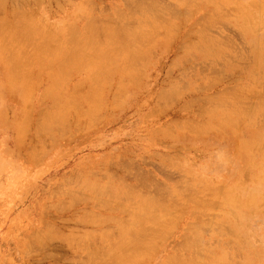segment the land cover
I'll list each match as a JSON object with an SVG mask.
<instances>
[{
	"label": "rangeland",
	"instance_id": "rangeland-1",
	"mask_svg": "<svg viewBox=\"0 0 264 264\" xmlns=\"http://www.w3.org/2000/svg\"><path fill=\"white\" fill-rule=\"evenodd\" d=\"M0 1L1 2L3 1L2 2L3 7L0 6L1 7L0 8V17H2V18H0V21H2L1 19H4L3 15L4 16L6 15L5 19H7V17H9V19L12 18V19H10L11 20L10 23L12 25H10V23L8 21L9 19H7L6 21L3 20L2 23L0 24L1 26L7 25L6 29H8L9 26H10L9 28H11L13 26L11 28L12 30L9 32L12 33L13 29L15 27H17L14 31H16L18 36H20L18 31L21 30V27L22 28L24 27V26L19 27L20 25H22L21 21L24 19L23 18L24 16L29 15L28 17L31 18L32 21L35 19L34 17H36V19L34 21L35 23L31 22L34 24V26L31 30H36L37 29L36 26H39V25L40 26L38 27L39 30L37 29L38 34H36L37 31H35L36 33L34 31H29V29H30L29 27L32 26V24L28 22L29 21L28 17L27 16L25 17V19L23 20L24 21L23 24H25L26 22H28L29 25L31 24L30 26H27V24H26L25 27L27 26L26 27L28 29L27 32H30L28 35H30V34H32V35L28 36V38H27V36H26L27 32H26L25 28H24L25 30L24 29L22 30L24 33L21 31H20V33H21V35L24 34V36H26L27 40L32 39L33 36L35 39L39 40L38 44H40V40H41L39 36H41V38H43V39H45V36L46 37L49 36L50 38L47 37V38H49V40L52 38L57 40V38H58L59 40H57V43L61 40V42H59L58 45L54 40V43H56L57 47L54 44L53 45L48 44L50 41L48 42V40H46L47 38L45 40L48 43L43 40V42H44L43 44L46 43L48 45L47 50H51V54H55L56 52H58L57 48L63 49L64 52L68 55V53H69L68 50L69 49L73 50L72 46L77 45L76 48L77 47H80V48L83 47L84 48V46L88 47V50L85 48H84L85 50L84 49L82 50L79 48L77 49L76 52H78V51L80 52V50H82L80 52L81 55H79V52L77 54L74 53V55H73V51L75 52V49H76L75 47H74L73 51L71 50L72 51L71 54L73 55V57L77 56L76 60L79 56L78 61L74 60L76 65L79 66V68L75 65L74 61L72 60L75 58H73L71 54H69L71 57L69 55L68 56H69V59L72 58L70 60H72L71 62H73V63L69 62L70 60L68 58H66L68 60H66V59L63 60L65 56L67 57V55H63L64 52L63 51L60 52V49H59V52H60L59 54H62V55L56 57V54L58 55V53H56L54 55V57L58 58V57L64 56V57H62L63 59L61 58V60L59 58L56 59V61L59 60L60 63H63V61H64V63H63V65L62 64L59 65L58 64L59 62L55 63V68L50 64L52 66L51 71L53 70L55 73H57L59 69H62L65 65H68L67 64L68 62H69V65H68V69L63 68L65 71L68 70L67 73H65L66 76H65V74L62 73V71L59 70L58 73H59L60 77H61L60 72L64 75V77H62V78L59 77L60 81L58 82V79H57L58 75L56 76V74L53 71L52 72L50 71L51 73H49V68H48L50 66L49 60L53 56L47 50H45V52H44V50L41 49L42 47L44 49V46L42 43H41L42 44V47H41V45L37 46L34 44L35 40H34V43H30L31 41H33L34 38L31 41L26 40L27 41L26 43L28 45L31 44L30 46L34 45L33 46L34 48L36 46L38 49L40 48V50L35 48L37 50L36 55L34 54L36 57L39 54L38 51H41V50H42V52L40 54L41 56H42V54H45V53L47 54V52H48V54H50V55L47 54L49 57L51 56L50 59H48V56L46 54L45 55L47 57H45L43 55V57L46 58V61H43L44 63L41 60L42 57L38 56V58H40V60L39 59L38 60L40 62H42V63H40L41 66H43V64H45V62H47V60H48V62H47L48 64L47 63L46 64H47V66L48 65L49 66L45 67V65H46L45 64L43 66V67H45V69L43 67L40 68L41 66L39 63L37 64V63L33 62L34 67H32V65H31L32 62H31V64H28L29 61L32 60L31 56H32L33 60H34V58L36 59L35 56L33 57V54H32L33 52L31 51L33 49V51L35 53V49L33 47H32V49H31V47L30 48L26 47L27 44L25 43V41H23L26 38H23L24 37L23 35L20 36L23 39L17 38L18 36L16 37L17 39L22 41V45L24 47L23 50L17 51L16 50L17 46L14 45V43L18 41L15 38V36L17 34H15V32H13L15 36H11V33L9 35V33L7 32L8 30L6 31V29L4 28L5 26L2 27L4 29H2L0 26V28L2 30L6 31L8 33L7 35L11 36V37H8V36H6V34L4 35L3 34L4 31H3V33L0 32V33H2L1 34L2 37L0 38V40L3 41V40H7V39L8 40L9 39L10 40L16 39V41L14 43H11V42H13V40L9 41V44L14 45L15 47H12V48L10 47L9 50L8 49H6V50H8V53H10V56L12 55V53L9 52V51H11V49H13L12 51H14V53H15V50L18 53V54L16 53L17 55L16 54L13 55L12 56L13 58L12 57L9 58L10 57L9 56L8 61L5 60L6 61L5 62L3 58L5 57L4 56L5 54H7V56H8V53L4 54V52H2L3 53V55H2V53L0 52L1 53L0 54V264H87V263L89 264V260L91 258H93V259H91L92 263L97 264L98 260L95 259L96 261L93 262L94 258H97V257L99 258L104 253L106 255H103V257H101L102 259L99 258V260H100L101 264H106V263L102 262L104 257L109 256V258L111 259V257L113 256L112 252L107 253L108 250L105 249V247H106L105 244L107 245L109 240H110L109 243H111V244L109 245L108 248H110V246L112 247L114 245V241H116L118 243L119 239L126 237V238H123V241L120 240L119 244L122 242L123 243L125 242L126 245L123 243L122 244L124 246H126V249L124 251H127L129 249L128 247L132 244V243L131 244L126 243L127 238H128V240H130L134 236V233L136 234V231H134V229L138 230L139 228H143L142 230H144V231L139 229L140 232H139V230L137 231V232H139L138 233L139 235L138 234H136V235H138L139 237L143 236V240H142V238L141 239L139 238V240H140V242L142 240V243L144 244V246H146L147 243H145L144 240H148V241L151 240L150 242H152L153 238L150 239L148 235L147 236L143 235V234H145L143 232L149 233V235L152 234L151 235L152 237L155 235V234H153V231L157 230V229L154 227H156L155 225H158L157 223L155 225H153L156 222L155 219L156 220L159 219L157 222H160L163 227L167 226V227H164L165 230H166V228L170 227L171 230H173V231L170 232L169 231L170 228H169V229H167L168 232H166L165 230H163L164 228L162 226H161L162 228L159 229L160 225H161L159 223L160 225L158 226V229L161 230V232H159L158 230H157V232L154 231V233H157L156 234L157 236L154 238V240H153L154 242H152L153 244L155 243V245H156V246L153 245L152 252H151L152 243L147 245L149 247V252H146L145 249L148 247H146L144 249L142 243H140L142 246L138 245L139 244L138 243L139 240H138L137 244L133 243V245H136V247H139V248L140 247L143 248V252L141 251L142 248L140 249L141 253L142 254L144 253L143 256L139 254V252H140V251L138 252L139 248L135 249V246H133V245H131L130 249L128 250V252L131 251V254H130V252L129 253L126 252L127 255H126V253L124 254L123 253L124 251L122 250L124 247H122L123 245H121L122 249L120 250L119 248H121V247H119V244L115 245V246H118L119 248H117L115 250L112 248L113 251H115L113 253L114 254L117 253V250L119 249L120 252L123 251L121 253H123L126 257V256L132 255V249H134V251L138 252L137 254H139L141 257L136 254L135 255V257L137 259L136 261H135V258H132V257H130L131 260H129V261H128V259H130V258H128V257L124 258L125 261L126 260L128 261V263L130 261H132L133 263H131V264H167V263L170 264L171 263L170 261L174 262V264H175V260L180 261V258L183 259L184 257H186V258L189 257V259H186V258H185L186 260L183 259V260H185L184 261L185 263L187 262V264H193L191 262L188 263L189 262L188 260H190V259L193 260L192 257H194L195 263L197 260V264H199V263L200 264H203V263L204 264H219V263H221V264H264V148H263V146H264V118H263L264 108H263V106L259 107V105H264V103L261 104V102L264 101V11H263L264 10V0H183V1H181V0H168V1L167 0H149V2L146 0L145 1L144 0L143 1L137 0L139 2H137L136 0H133V1L132 0H129V1L128 0H28V1L27 0H6V1L0 0ZM38 1L40 2V4ZM152 1L154 3H152ZM209 1H211V2H209ZM235 1H236V3H235ZM1 2H0V5H1ZM193 2L196 4L195 5L192 4ZM134 3H136V4H134ZM86 4H88L89 8ZM142 4H144V6ZM158 5H160V6L158 7ZM139 6H141V7L143 6V7L141 8ZM126 7L128 10L126 9ZM128 7L130 8V10ZM184 7H186V9H184ZM17 8H18V10H17ZM144 8L145 9L148 8V11L145 10ZM149 8H151V9L153 8V9L149 10ZM195 8H196V10H195ZM246 8H247V10H246ZM22 9L25 11L27 10L25 12L26 14H24V12L23 13L21 12V11H23ZM141 9H142V12H141ZM188 9H190V10L187 11ZM197 9H199V10H197ZM16 10L18 11V13L20 12L19 14L22 13L21 15H23L22 20H20V21H19V19H21V16L19 17L18 13L16 14V12H17ZM92 10L94 13H92ZM119 10L122 13H120ZM177 10L179 12H177ZM6 11H8L10 13H8ZM146 11L148 13H146V14L143 13ZM153 11H155V12H153ZM183 11H185V12H183ZM12 12H13V14H12ZM114 12H116V13H114ZM136 12H138V14L141 12L143 15L140 13L141 15L139 16ZM172 12H173V14H172ZM234 12L237 14H235ZM14 13L16 15L15 16L16 19L18 20L17 22H19V23L21 22L20 25L15 26V27H14V25H16L17 23L15 22L16 20L14 19L15 18ZM31 13H32V15H31ZM117 13L120 15H118ZM149 13H150V15H149ZM156 14H158V15H156ZM243 14H245V15L243 16ZM30 15L32 17H30ZM144 15H146V16H144ZM154 15H155V17H154ZM172 15L175 18L172 17ZM238 15H239V17H238ZM17 16L19 19L17 18ZM118 16H119V18H118ZM179 16H180V18H179ZM128 17H130V18H128ZM86 18H88L90 22ZM93 18H95V19H93ZM134 18H135V20L137 19L135 24H134V21H135ZM147 18H148V21H147ZM158 18H160L161 20ZM120 19L121 20L123 19L124 23H123V21H122V23H118V21H121ZM200 19H202V20H200ZM208 19H210V20H208ZM13 20H15L14 21L15 24L12 23ZM25 20H26V22H25ZM126 20H128V21H126ZM140 20L142 21L143 26L141 24H139V22L141 23ZM86 21H87V23H86ZM109 21H111V22H109ZM125 21L128 23L126 24ZM174 21H175V23H174ZM3 22H5L6 24ZM92 22H94V23H92ZM187 22H188V24H187ZM209 22L210 23L212 22L211 23L212 26ZM89 23H90V25H89ZM169 23L171 24V26L174 25V27L173 26L170 27ZM92 24H95L97 26L94 27V25H93L92 27H90ZM125 24L127 25V27L123 28L126 26ZM108 25L109 26L111 25V27H109ZM138 25H140V26H138ZM178 25L179 26L181 25V27H179ZM217 25H219V26H217ZM99 27H101V28H99ZM117 27H119V29ZM129 27H131V28H129ZM137 27H140L139 29L141 30L142 33L140 32V30H138ZM175 27H177V29ZM104 28H106L105 30L109 29L110 32H109V30L104 31ZM40 29L42 30V33L46 34L47 32H45V31H48V33L46 35L40 33V35H39ZM128 29L133 34H134V32H136L135 33L136 37H138V35L141 34V35H139L141 37L137 38V40L139 42H137L136 38L133 37L135 34L133 35L132 33H130V34L127 33V32H129ZM168 29L170 31H168ZM199 29H201V30H199ZM2 30H0V31H2ZM70 30L79 31V32H77L78 34L76 33V31H74V35L76 33L77 37H75V36L73 37V33H72L73 31H70ZM101 30H103V31H101ZM145 30H149V31H147V32H149V35ZM155 30H157V31H155ZM194 30H195V32L196 31L197 32L194 33ZM121 31L122 32L125 31L126 35H128V37L124 34L125 32L122 33ZM138 31H139V34L137 33ZM143 31H145L144 35H142ZM198 31H200V32H198ZM50 32H51V34H50ZM87 32H89V33H87ZM188 32H189V34H191L193 32V34L189 35ZM33 33H35V35ZM96 33H99L98 35H100V36L102 35L100 37V39L98 38V36L96 37ZM107 33H111V34H107ZM41 34L44 36L42 37ZM66 34H68V35H66ZM70 34H72L71 36L73 38L71 36H69ZM84 34H86V35H84ZM87 34H89L90 36ZM93 34L98 39V41H97V39L94 40V42L97 41V44H95L93 42L94 36L93 37L91 36ZM211 34L213 35V37ZM37 35H39V36H37ZM50 35H53L52 38ZM54 35H55V38H54ZM117 35H120V36H117ZM121 35L122 36L124 35V36L122 37ZM145 35H146V38H145ZM35 36H37V37H35ZM86 36L87 37L89 36L90 39L89 38L87 39ZM130 36H131V40H130ZM142 36H144V37L142 38ZM150 36H151V40H150ZM208 36H210V37H208ZM111 37H114V38H111ZM147 37H149V38L147 39ZM65 38H66V40L63 41V39H65ZM70 38H71V41L75 40L74 41L75 43L73 41L71 42ZM110 38L112 39L111 40L112 42L109 41ZM167 38H168V40H167ZM76 39H78V42L83 41V40L84 41L80 42L78 45V43H76L77 42ZM85 39H87V44H85L86 43ZM115 39L117 40V43H116ZM8 40L5 42L3 41V43H2V41H0V42L2 43V45L4 47H6L8 45V43H7ZM38 40H36V41L38 42ZM67 40H68V42H65ZM114 40H115V42H114ZM132 40H135V41H132ZM215 40H217V41H215ZM21 41H18V42H21ZM118 41H120L119 45L121 43H123L124 45H127L126 48L124 49L125 46L122 47L121 46L122 44L120 45L121 47L119 45L117 46ZM70 42L74 43V44L71 45ZM134 42H136L137 45L134 44ZM214 42H216V43H214ZM23 43H25L26 45L24 46ZM52 43H53V41H52ZM61 43L63 45H61ZM82 43H83V45L81 46ZM90 43H91V45H90ZM104 43L106 44V46ZM112 43L113 44L115 43V44L113 45ZM217 43H218V45H217ZM227 43H229V44H227ZM20 44L18 43V45H20ZM68 44L71 46H68ZM92 44L96 45V47L99 45L101 46V47L99 46L100 49L97 48L98 52H100V51L101 52L98 53L96 50V52H94L96 54L95 56H94L93 51L96 48ZM22 45H20V46H22ZM49 45L56 47L55 48L56 52H54L53 49H49L50 48ZM88 45L91 47L94 46L95 49H92V48L89 49ZM128 45H130L131 47ZM132 45L135 48H133ZM143 45H147V47H145V46L143 47ZM229 45L231 46V49H230ZM20 46H19V48H20ZM61 46L65 47V48H63ZM192 46H193V48H192ZM209 46L211 49L209 48ZM7 47L9 48V46H7ZM25 47L28 48L27 49L28 51H26ZM68 47H70V48H68ZM109 47L111 48V50L113 49L112 50L113 53H111L112 52L111 50L108 51V49H110ZM129 47H130V49H129ZM137 47H139V49H137ZM189 47H191V48H189ZM196 47H197V49H196ZM1 48H2V46H1ZM14 48H15V50H14ZM104 48H105V50H104ZM122 48L124 49L125 52H123ZM198 48H200V50ZM3 49H5V48H3ZM3 49H0V51H2ZM236 49H237V51H236ZM6 50H4V51L6 52ZM20 51L22 53H20ZM23 51L28 52L27 54H29L31 51L32 55H30V54L26 55L27 57L30 56L29 61H27L26 56H25L26 57V61H25V58L23 57ZM84 51L86 54H91V52H92V55L94 57H98L99 55L101 57L99 56L98 59L96 60L95 58H93V56L90 57V55H88L89 56V58H88V56L84 53ZM87 51H89V52L87 53ZM104 51L107 53H105ZM211 51H213V52H211ZM134 52H136V53L134 54ZM109 53L114 54V56L110 55ZM137 53L139 55H137ZM247 53H248V55H247ZM75 54H76V56H75ZM105 54H106V56H105ZM84 55L87 56L88 60H85ZM136 55H137V58L135 57ZM239 55H240V58H238ZM7 56L5 57V59L7 58ZM16 56L20 57V60H22V62H23V63L21 62L22 63L21 65H23L24 68L27 66L26 64H28L29 67L28 66L27 67L29 69H33V70H29L30 73L32 71H34L33 73H31V75L29 72H27L28 69L27 70H20L19 69L20 67H21V69H23V68L21 65H19L20 62L13 61L14 57H15V60H17V61L19 60V58L16 59ZM109 56L112 58V63H111V58ZM219 56H220V58H219ZM21 57L23 59H21ZM54 57L52 59L53 63L56 62ZM105 57H108V58H105ZM113 57H115V59ZM45 58H42V59L45 60ZM82 58H84V60ZM118 58H120L119 59L120 61L118 60ZM122 58L125 59L124 62H122L123 61ZM134 58H136V60ZM130 59H132V60H130ZM217 59H219V61ZM23 60L25 61L26 64L24 63ZM214 60L216 62H214ZM9 61H11L10 63H13V62L17 63V67L18 66L19 67L17 68L15 66L16 65L15 63L14 64L9 63L7 65V63ZM34 61H36V60H34ZM51 61H50V63H51ZM83 61L84 62L86 61L85 63L86 64L88 63L87 65H90V64L91 65L87 67ZM108 61L111 64H113V66H110L111 64ZM118 61H119V63H118ZM133 61H134V63H133ZM135 61H140V62H135ZM228 61H229V63H228ZM82 62L84 63V65L81 66L80 64ZM103 62H104V64H103ZM106 62H108V63H106ZM125 62L127 63V67L125 65L126 64ZM142 62H143V64H142ZM226 62H227V64H226ZM77 63H79V65ZM204 63H205V66H204ZM56 64L62 68H59V67L57 68ZM70 64H72L71 70L69 67ZM92 64H94L95 67L94 66L92 67ZM108 64H109V66L107 67ZM134 64L139 65L138 68H137L138 65H136V67L134 68L135 70H133V67L135 66ZM30 65L32 68H30ZM73 65H75L76 67L72 68ZM99 65H103V66L105 65V66L102 67ZM120 65H122V66L120 67ZM128 65H129V67L131 66L130 68H132V69H130L128 67ZM145 65H146V67L144 68ZM11 66H13V67L11 68ZM83 66H85L87 68H83ZM116 66H118V67H116ZM222 66H223V68H222ZM65 67H67V66H65ZM99 67H101V68H99ZM105 67L107 68V70ZM109 67H111V68H109ZM13 68H16V69H13ZM56 68H57V70H56ZM128 68L130 70H128ZM139 68H140V71L138 72L137 69H139ZM17 69H18V72H16L17 74L21 73V72H25V71L27 73H29V74H27V73H23V74H25L24 77L29 75L28 77H30V80H29L30 85L29 84L25 85L26 82L21 77V76H23V74H21V76L16 74L18 81L20 79L19 82H21L20 84H18V81H16L17 78L15 77L16 75L14 73V70H17ZM108 69H109V71H108ZM110 69H111V71H110ZM40 70H41V73H40ZM64 70H63V72H65ZM69 70L70 71L73 70V72H70ZM78 70H79V72H78ZM104 70H105V72H104ZM95 71H97V72H95ZM101 71L104 72V74ZM121 71H122V73H121ZM129 71H130V76H132V77L129 76ZM8 72H10V73L13 72L12 73L13 75L10 74L11 75L10 76ZM36 72H38L37 75H36ZM68 72H69V74H71V73L72 74L68 75ZM123 72H125V73H123ZM96 73H98L99 77L97 76ZM107 73H108V75L106 76ZM135 73H139V75H137ZM141 73H142V75H141ZM47 74H49V76ZM51 74H53V78H52ZM123 74H125V75H123ZM220 74H221V76H220ZM54 75L56 77H54ZM92 75L94 77H97V78L92 79V78H94V77H92ZM37 76H39V78L41 77L40 81H38ZM67 76H68V78H67ZM69 76L71 78H69ZM104 76H106V79ZM133 76H135V77L133 78ZM141 76H143V77H141ZM9 77H10V79H9ZM13 77H14L13 80L15 83H13V81H12V84H11V78H13ZM28 77H26V79ZM54 78H56V79H54ZM63 78H65V79H63ZM138 78H139V81H138ZM205 78H207V79H205ZM52 79L54 80V82L52 81ZM62 79L65 81H62ZM69 79H71V80L69 81ZM208 80H209V82H208ZM61 81L65 84V86L69 82L67 85L68 87L67 86L65 87L63 85V83L60 85ZM96 81L98 82V84ZM100 81L102 83H100ZM108 81H110V82H108ZM27 83H28V81H27ZM54 83H56V87H55ZM81 83L83 85H81ZM92 83L93 84L95 83L94 87H93V85H91ZM109 84H110V86H109ZM22 85H25L26 87L22 88L23 87ZM32 85L35 88L28 89V88H31ZM75 85H77V87ZM88 85L89 86L91 85V87H93L94 89L96 88V90L98 89L99 94H97L98 91L95 90L96 91L95 92ZM119 85H121V87ZM102 86H103V89H102ZM54 87H55V89H54ZM63 87H64V89H63ZM74 87L78 88L79 90L78 89L74 90ZM88 87L91 88L93 90V92H95L94 94H92V92L90 94L92 96V98H91L92 101H94V97L96 96L95 97L96 100L94 102V104L96 103V105H94L93 102L91 101V99H89V95H90L89 92L91 91V89H88ZM118 87H119V89H118ZM236 87H238L240 90ZM71 88H72V90H71ZM51 89H53V90H51ZM81 89L83 92L81 91ZM177 89H178V93H180V94L177 93ZM251 89L253 90V92H251L252 91ZM23 90H26V91L21 93L23 95L22 96L20 94V92H22ZM30 90H32V93H33V94L31 93L32 95L30 94ZM48 91H50L51 93ZM100 91H103V92H100ZM61 92H63V93H61ZM236 92H238V93H236ZM28 94H30V95H28ZM48 94H50V95H48ZM113 94H115V95H113ZM221 94H224V96L222 97ZM225 94H226V96H225ZM234 94H236V95L242 94L241 95L242 101H240L241 103H239V100H238L240 98L239 95H238L239 98H234V96L237 97ZM93 95H95V96L93 97ZM97 95H99V96H97ZM218 95H220V97ZM229 95L230 96L233 95V98H232V96H231V98L233 100L234 99H236V100L233 101L232 99H230ZM32 96H33V98H32ZM68 96H69V98H68ZM75 96L76 97L78 96V97L76 98ZM163 96L165 98H163ZM169 96H170V98H169ZM174 96H175V98H174ZM227 96H228V98H227ZM28 97L30 98L29 100H28ZM49 97L52 100H50ZM55 97H56V99H55ZM58 97H59V99H58ZM61 97H62V99H61ZM97 97H98V99H97ZM261 97L263 98L262 101L260 100ZM42 98H44V99H42ZM53 98L55 99V101L57 100V101H59V102L61 101V102L60 103L57 101L55 102V101H53L54 100ZM222 98H224V99L227 98V101L229 99L231 104L229 103V101L227 102L225 99L226 102L224 100L223 101L225 102V104L227 103V105L225 107L221 108V106L224 105V102L221 101ZM243 98H244V100H243ZM75 99H77V100L75 101ZM163 99H164V101H163ZM69 100H71V101H69ZM64 101H65V103H64ZM173 101H174V103H172ZM231 101H233V103L235 102L234 105L237 102L239 104L237 103V105H235V106L233 105L235 108H232L233 103ZM52 103H55L56 105L54 106V104H52ZM69 104H71V105L69 106ZM100 104H101V106H100ZM240 104L242 105L243 110L239 109V108H241ZM243 104H245V105H243ZM52 105H53V108H52ZM97 105L100 106L99 109H97V107H98ZM246 105H248V107ZM80 106H81L82 110L80 109ZM82 106H83V108H82ZM92 106L96 107V108H94V110L95 109H96V111L98 110L96 113L93 112L94 110H93ZM236 106L239 107L238 108L239 111L236 110V108H237ZM243 106L250 108V109L246 110L247 108H245ZM72 107H74L75 110ZM90 107H92L91 108L92 111L89 113L88 111H90ZM216 107H218V108H216ZM254 107H256V109ZM86 108L87 109L89 108V109L86 110ZM204 108L208 109V111L205 110ZM211 108L213 111L211 110ZM76 109H77V111H76ZM161 109H162V111H160ZM251 109H253V110H251ZM62 110L64 111L65 114L63 112H60ZM74 111H76L75 113H78V111H80L78 113L79 115L75 114ZM86 111L91 116H89V114H87ZM242 111H243V113H242ZM245 111H248L247 114ZM250 111L252 113H250ZM54 112H55V114L56 113H58V114L55 115ZM81 112H83L84 114ZM240 112L243 115L240 114ZM61 113L64 114L65 117H64V115H62L63 117H61V116L58 117L59 115H61ZM226 114L228 117L226 116ZM80 115H81V117H80ZM94 115H96V116H94ZM244 115H246V116H244ZM87 116H88V118H87ZM240 116H242V117H240ZM247 116L250 118H248ZM256 117H257V119H256ZM49 118H51L52 120L57 119L54 122L59 120L58 123L56 122L58 126H56V123H55V126L53 127L52 125L54 124V122L52 124V122L49 121ZM63 118H64V120H63ZM243 118H245V119H243ZM45 119H46V121L44 122ZM93 119H94V121H93ZM188 119H189V121H188ZM239 119H241V121ZM90 120H92L93 122ZM224 120L227 122H225ZM246 120H248V121H246ZM256 120H258V121H256ZM48 121L52 125H50V123ZM63 121L66 124H64ZM187 121H188L189 125L186 124ZM228 121H232V122L229 123ZM41 122H43V123L41 124ZM89 122H90V124H89ZM96 122H97V124H96ZM189 122H191V124ZM197 122H198V126H200V127L196 126ZM234 122H236L237 124H235ZM59 123L63 124V127H62L63 129L61 128L62 125H60ZM25 124H26V126H25ZM47 124L49 127L50 126H52V127L49 128L47 126ZM182 125H185V126L182 127ZM194 125L198 129V131L196 130ZM229 125H230V127H229ZM236 125L238 127H236ZM22 126H24L25 129H23ZM219 126H220V128H219ZM86 127L87 128L89 127V128L87 129ZM190 127L191 128L194 127L193 131H192V129H189ZM19 128H20V130H19ZM36 128L39 132L36 130ZM181 128H184V129L181 130ZM203 128H204V130H202ZM45 129H46V131H45ZM50 129H51V131H49ZM42 131H43L44 135L42 134ZM60 131H62V132H60ZM195 132H197V133H195ZM19 134L22 135L21 138H19L20 137ZM34 134H35V136H34ZM195 134L196 135L198 134V135L196 136ZM47 135H49V136H47ZM37 137H40V139ZM30 150H31V152H30ZM117 165H118V167H117ZM95 176H97V177H95ZM121 177H122V179H120ZM184 177H186V178H184ZM107 178H108V180H107ZM183 178H184V180H183ZM78 180H80V181H78ZM179 181H180V183H179ZM75 182L77 183L76 185H75ZM73 183L75 186H73ZM84 183H85V185H83ZM99 183H101V184H99ZM174 183H177V184H175V185H177L176 189H175ZM182 184H183V186H182ZM88 185H91V188H89ZM185 185H186V187H184ZM81 186H82V188L84 186L85 187L82 189ZM104 186H106V188H105L106 191L104 190ZM165 186L167 188H165ZM177 187H179L181 189V190H179L180 194L178 193ZM183 187L186 188V190ZM213 187H215V188H213ZM92 188H96V189H98V191H100L103 188V190H101V194H100L95 189V191L92 190V192H95V194L94 193L91 194L90 191ZM194 188H195V190L190 191V189H194ZM80 189H81V191H80ZM88 189H90V190H88ZM168 189H170L171 191ZM211 189H212V191H211ZM214 189H218V190H215L216 193L214 192ZM64 190L67 192H65ZM182 190H184V192ZM198 190L200 191V193ZM208 190H209V192H208ZM71 191H73L72 194H71ZM223 191H225V192H223ZM227 191H228V193H227ZM64 192L69 194V195L65 194ZM102 192L104 193L103 195H102ZM105 192H107L108 194ZM124 192H126V193H124ZM168 192L170 194H168ZM187 192H188V194H187ZM73 193H74V195H73ZM129 193H130V195H129ZM173 193H174V195H173ZM181 193L184 197L186 195V197L183 198ZM195 193L199 194V195H195ZM204 193H205V195H204ZM121 194H123V197H121L122 196ZM124 194L126 197L124 196ZM126 194H128L129 197L132 194L131 199ZM145 194H147V195L150 194V198L152 199V201L148 200V199H150L149 196H147L148 198L146 200ZM153 194H154V196H153ZM171 194L173 195V198H172L173 201L172 202H171L172 196H168ZM96 195L99 198H97ZM119 195H121V196H119ZM189 195H190V198L193 197L194 199H195V197L193 195L197 196V198L195 199L196 201L193 200V198H192L193 201L190 200ZM73 196L77 200L72 198ZM115 196H116V198H114ZM138 196L145 197V199L142 197L139 198V199H141L142 203L146 202V201L154 203L155 201H153V199L157 200V197L159 198V196H160L161 199L159 198L158 201H160L162 206L164 205V208H165V206H167V204L170 205L171 203L175 204V206L174 207L169 206L171 208V209H167L169 211L166 210V208H168V207H166L165 211H164L163 207L160 208L159 204L156 205V202H155L154 205L159 206V207H156V208H158V210L155 208L157 211L154 209L153 210L156 211V213L154 212L155 214H159V215H156V217L158 216L157 217L158 219L157 218L152 219V217L151 218L149 217V220L151 219L153 221V223H151L152 221L149 222L148 218H147L148 216L145 215V217L147 219V220L145 219V221H146L145 222L142 218V217H144L143 213L150 215L148 213H150L151 209L154 208L155 206L153 204H151V205H153V206H151V208L149 207V205H147L148 207H146L145 205L147 202L142 204L138 200ZM200 196L204 197V198H201ZM107 197H109V198H107ZM80 198H81L82 203L80 201ZM85 198H87L86 200L88 202L86 200H82ZM181 198H183V199H181ZM198 198L202 199L206 204L202 201L203 202L202 203L203 205H202L201 200ZM95 199H96V201H95ZM122 199L126 200V201H122ZM128 199L131 200L133 203L128 202L129 201ZM161 200H163V201H161ZM166 200H168V201H166ZM174 200H176V201L178 200L177 202L179 204L177 202H174ZM187 200H188V202H187ZM236 200H238L239 202H237ZM191 201H192V203H191ZM71 202H74V203L71 204ZM99 202L101 204H99ZM137 202H140L147 209L143 208V206L140 205V203H139V205L142 207L141 208L137 204ZM210 202H213V203L210 204ZM218 202H219V204H218ZM67 203H69V204H67ZM157 203H159V202H157ZM183 203H186V204L183 205ZM84 204L87 207H85ZM88 204L92 205V206H89ZM98 204L100 207L98 206ZM132 204H134V205H132ZM176 204H177V206H176ZM187 204H188V206H186ZM215 204L216 205L218 204V205L215 206ZM107 205L109 207H111L112 210L109 209V207ZM111 205H113V206H111ZM180 205H181V211H179L180 207H178ZM182 205H183V207H182ZM195 205H197L198 207ZM223 205L225 207H223ZM93 206H95V207H93ZM101 206H105V207L101 208ZM220 206H222V208ZM228 206H229V208H228ZM117 207L118 208L121 207L122 211L124 210L123 212L128 210V208L130 210H132V208L133 209L135 208V210H132L134 212L137 209V211L135 213H133V215L135 214L136 217H138L137 218L138 220L139 219H141V221L143 220V222L140 223L143 226H141L139 224L140 225L139 228H138V226H136L137 228H135V227L132 228V225L135 226L134 225L135 222L138 221L137 219H133V218H135L134 217L135 215L134 216L125 215V213L127 211L122 214L121 211ZM114 209H118L119 211L118 210L114 211ZM144 209H145V211L143 212ZM175 209H176V211L178 210V213H177L178 216L177 217H176ZM138 210H140V214L138 213V215H141V210H142V215H141L142 217L141 218H139L140 216H137ZM184 210H186V211H184ZM191 210H192V213H191ZM231 210L233 212H231ZM132 211L130 213H132ZM84 212H88V213L90 212V214L88 216L89 218L86 217L88 215V213H84ZM164 212L167 214H169V213L171 214V215L170 214L168 215L169 218H168V216H166V214ZM183 212H186V214L184 215ZM195 212H196V214H195ZM203 212H205V213H203ZM229 212H230V214H229ZM161 213H162V215H161ZM179 213H181L182 217L179 215ZM210 213H212V214H210ZM214 213H216V214H214ZM219 213H221L222 215H220ZM151 214H153V212H151ZM155 214L153 216H155ZM193 214H194V216H193ZM190 215H192V216L190 217ZM198 215H199V217L197 218ZM210 215H211V221L212 222H210L208 219L210 217ZM91 216H93L94 218L97 219L98 223L96 226L93 223H96L97 221H96V219L93 221L92 220L93 218ZM102 216H105V217H102ZM150 216H152V215H150ZM171 216H173V217L171 218ZM204 216L205 217L208 216V217L205 218ZM83 217H86V218L83 219ZM100 217L102 219L104 218L107 220H104L105 221L104 222V221H102V219H100ZM107 217L108 218L110 217V219H112V221H110V219L108 221ZM125 217H127L126 218L127 222L124 221ZM174 217H175V219L173 220ZM193 217H195L196 219ZM163 218H165V219H163ZM170 218H171L172 222H170L171 221ZM213 218H215L216 220ZM74 219H76V220H74ZM88 219H90L92 221L89 220V223H87ZM118 219H121V221H123L122 224L125 222L128 224L129 221H131V223L134 222V224H131V225L129 224L128 225L129 227L126 224V226H125L126 230H124L125 227H123V229H119V227H117V226H119L121 223L119 225H117L118 224L117 222H113V221H117ZM127 219L128 220L130 219V220L128 221ZM161 219H163V220L160 221ZM168 219H169V221H168ZM132 220H136V221H132ZM164 220H165V223H163ZM175 220H176V223H175ZM81 221L82 222L85 221L86 223L85 222L82 223ZM102 222H104V223H102ZM144 222H145V224H144ZM167 222L168 223L170 222V224H168ZM193 222H194V225L196 223L202 224L201 225L202 227L198 224L193 226L192 225ZM223 222H224V224H223ZM90 223H92V224H90ZM206 223H207V226H205ZM122 224H121V227L123 226ZM175 224H176V228H175ZM169 225H172V226H169ZM188 225H190V226L188 227ZM247 225H249V226H247ZM147 226L150 227V230L152 228L153 231L152 232L149 231V228L145 230V228H147ZM197 226H199V227H197ZM130 227H131V231H133V232L129 231L131 233V236H132L131 238L125 236L128 233L127 231L130 229ZM50 228H52V229H50ZM106 228H108V229H106ZM110 228L112 230H109ZM172 228H174L175 230ZM209 228H210V230H209ZM212 228H213V230H212ZM98 229H101L102 232H104V231L105 232L102 233L100 230V233H99ZM116 229L119 231H122L119 233L122 235L124 234L123 237H121L120 234L117 235L118 232ZM194 229H196L198 236L193 235L196 233V231L194 233ZM54 230H56V231H54ZM123 230H124V233H123ZM212 231H214V232H212ZM42 232H46V234L44 233L45 234L44 235ZM73 232H74V234H73ZM84 232H85V234H84ZM96 232H98V233H96ZM109 232L111 233L113 239H114V234H115L114 240H112V237L110 236ZM162 232L165 234L166 238L163 236L164 234H162ZM60 233H62V234H60ZM67 233L73 234V237L76 236L75 238L78 241L75 238H73L71 236V234L68 237ZM87 233H89L88 239L90 241L86 240L87 239L86 238ZM130 233H128V235ZM35 234L37 236L39 235V237H37ZM42 234L44 237H42ZM55 234H56V236H54ZM97 234H98V236H97ZM99 234H100V237H99ZM105 234L106 235L109 234L110 238H108L109 236H107V237L104 236ZM59 235L60 236L62 235L61 237H63L64 235H67V237L70 240L73 239L74 242L70 241L66 236L61 238V237H59ZM80 235H83V236H80ZM101 235H102L103 239L106 237V240H108V239L109 240L106 243L102 244L103 240H101L102 239ZM136 235H135V237H136ZM186 235H188L189 237ZM116 236L117 237L120 236L121 238L118 239ZM191 236H192V238H191ZM199 236H201L202 238L200 237L201 238L200 239ZM52 237H53V239H52ZM55 237H57V239ZM84 237H85V239H84ZM37 238L38 239L40 238V239L38 240ZM65 238L67 241L64 240ZM186 238H188V239H186ZM198 238L200 239L201 242L198 241L199 240ZM124 239H126V241ZM157 239H159V240H157ZM190 239L192 240V242L195 239H198V240H195L196 242L194 241V243H192ZM43 240H45V241H43ZM79 240H80V242H79ZM81 240H84V241H81ZM156 240L158 242H156ZM181 240H183V241H181ZM219 240H221V241H219ZM68 241H70L71 243H69ZM112 241H113V245H112ZM81 242H83L82 245L80 244ZM104 242H105V240H104ZM116 242H115V244H116ZM127 242H129V241H127ZM130 242L136 243V241H131V240H130ZM74 243H76L78 247ZM88 243H89V245H88ZM184 243H185V245H184ZM187 243L189 246L186 245ZM201 243H202V245H200ZM69 244H72L71 245L72 248L71 247L69 248V246H70ZM39 245L42 247H40ZM81 246H85V247H81ZM115 246H113V247H115ZM204 246L207 249L208 248L209 249L207 250ZM79 247H81L82 249L80 248V250H79ZM177 247L181 248V250L179 249V251H178ZM182 247H183V249H182ZM184 247L185 248L187 247V248L185 249ZM75 248H76V250H74ZM102 248L104 250H106V252L103 250L104 252L100 253ZM155 248L157 250H156V252L154 251L155 252V255H154L153 249H155ZM194 248H196V249L194 250ZM188 249H189V251H188ZM98 250H99V253H98ZM192 250H193V252H192ZM194 251L195 252L197 251V252L194 253ZM118 253H119V251H118ZM96 254L98 256H96ZM123 254H120L121 256H119V257H121V259H123L122 258ZM149 254H150V256H149ZM179 254H180V256H179ZM191 254H193V255L197 254L198 256L196 255V256L191 257ZM87 255L89 257H87ZM117 255L118 254H116V256ZM181 255H185V256H181ZM116 256H115V258H116ZM137 256L139 258H137ZM177 256L179 259L177 258ZM142 257H143V259H142ZM195 257H197V258H195ZM74 258H75V260L78 258L77 259L78 261L77 260L75 261ZM115 258H114V256L112 257V259H115ZM199 259H201V260H199ZM80 260H84V262H81ZM106 260H108V257L105 259V262H106ZM117 260H118V258L116 259V261ZM116 261L111 260V264H113L112 262L115 263ZM127 261H126V263H127ZM166 261H167V263H166ZM201 261H203V262H201ZM108 262H110V261L108 260L107 264H108ZM118 262H120V264H124L122 261H118ZM118 262H116V263L118 264ZM92 263L90 262V264H92ZM183 263L181 262V264H183ZM176 264H177V261H176Z\"/></svg>",
	"mask_w": 264,
	"mask_h": 264
},
{
	"label": "bare ground",
	"instance_id": "bare-ground-1",
	"mask_svg": "<svg viewBox=\"0 0 264 264\" xmlns=\"http://www.w3.org/2000/svg\"><path fill=\"white\" fill-rule=\"evenodd\" d=\"M5 1H6V0H5ZM27 1H28V0H27ZM128 1H129V0H128ZM132 1H133V0H132ZM132 1H131V2H132ZM136 1H137V0H136ZM139 1H140V0H139ZM139 1H137V2H139ZM142 1H143V0H142ZM144 1H145V0H144ZM146 1L149 2V0H146ZM167 1H168V0H167ZM181 1H183V0H181ZM0 2H1V1H0ZM2 2H3V1H2ZM2 2H1V5H0V6L3 7V3H2ZM38 2H39V1H38ZM85 2H86V1H85ZM209 2H211V1H209ZM213 2H214V1H213ZM83 3H84V2H83ZM146 3H147V2H146ZM150 3H151V2H150ZM152 3H154V2L152 1ZM160 3H161V2H160ZM181 3H182V2H181ZM189 3H190V2H189ZM197 3H198V2H197ZM235 3H236V1H235ZM39 4H40V2H39ZM134 4H136V3H134ZM182 4H183V3H182ZM192 4L195 5L196 3L193 2ZM251 4H252V3H251ZM25 5H26V4H25ZM33 5H34V4H33ZM86 5L88 6V4H86ZM123 5H124V4H123ZM142 5L144 6V4H142ZM151 5H152V4H151ZM177 5H178V4H177ZM186 5H187V4H186ZM234 5H235V4H234ZM236 5H237V4H236ZM253 5H254V4H253ZM5 6H6V5H5ZM143 6H142V7H143ZM145 6H146V5H145ZM148 6H149V5H148ZM152 6H153V5H152ZM159 6H160V5H158V7H159ZM204 6H205V5H204ZM255 6H256V5H255ZM12 7H13V6H12ZM139 7H141V6H139ZM142 7H141V8H142ZM164 7H165V6H164ZM166 7H167V6H166ZM198 7H199V6H198ZM253 7H254V6H253ZM259 7H260V6H259ZM0 8H1V7H0ZM21 8H22V7H21ZM25 8H26V7H25ZM88 8H89V6H88ZM128 8H129V7H128ZM133 8H134V7H133ZM180 8H181V7H180ZM187 8H188V7H187ZM189 8H190V7H189ZM192 8H193V7H192ZM255 8H256V7H255ZM30 9H31V8H30ZM101 9H102V8H101ZM126 9H127V7H126ZM138 9H139V8H138ZM144 9H145V8H144ZM144 9H143V10H144ZM150 9H151V8H149V10H150ZM152 9H153V8H152ZM152 9H151V10H152ZM156 9H157V8H156ZM166 9H167V8H166ZM184 9H186V7H184ZM220 9H221V8H220ZM224 9H225V8H224ZM226 9H227V8H226ZM231 9H232V8H231ZM259 9H260V8H259ZM2 10H3V9H2ZM17 10H18V8H17ZM17 10H16V11H17ZM22 10H23V9H22ZM89 10H90V9H89ZM89 10H88V11H89ZM122 10H123V9H122ZM127 10H128V9H127ZM129 10H130V8H129ZM139 10H140V9H139ZM145 10L148 11V8L145 9ZM167 10H168V9H167ZM180 10H181V9H180ZM189 10H190V9H188L187 11H189ZM192 10H193V9H192ZM195 10H196V8H195ZM197 10H199V9H197ZM200 10H201V9H200ZM246 10H247V8H246ZM13 11H14V10H13ZM26 11H27V10H26ZM26 11L23 10V11H21V12H22V13L24 12V14H26V13H25ZM45 11H46V10H45ZM119 11H120V10H119ZM147 11H146V12H143V13L146 14V13H148ZM155 11H156V10H155ZM155 11H153V12H155ZM221 11H222V10H221ZM263 11H264V10H263ZM3 12H4V11H3ZM6 12H8V11H6ZM14 12H15V11H14ZM138 12H139V11H138ZM138 12H136V13L138 14ZM141 12H142V9H141ZM141 12H140V13H141ZM149 12H150V11H149ZM153 12H152V13H153ZM177 12H179V11L177 10ZM183 12H185V11H183ZM218 12H219V11H218ZM218 12H217V13H218ZM232 12H233V11H232ZM8 13H10V12H8ZM17 13H18V11L16 12V14H17ZM19 13H20V12H19ZM19 13H18V16H19V17L21 16V19H19L18 16H17V18H18L19 21H20V20H22V16H23V15H21L22 13H21V14H19ZM92 13H94L93 10H92ZM114 13H116V12H114ZM120 13H122V12L120 11ZM131 13H132V12H131ZM136 13H135V14H136ZM140 13L138 14L139 16L142 14V13H141V14H140ZM156 13H157V12H156ZM190 13H191V12H190ZM190 13H189V14H190ZM206 13H207V12H206ZM220 13H221V12H220ZM234 13H235V12H234ZM3 14H4V13H3ZM3 14H2V15H3ZM12 14H13V12H12ZM12 14H11V15H12ZM117 14H118V13H117ZM125 14H126V13H125ZM165 14H166V13H165ZM172 14H173V12H172ZM189 14H188V15H189ZM209 14H210V13H209ZM235 14H237V13H235ZM31 15H32V13H31ZM31 15H30V17H32ZM115 15H116V14H115ZM118 15H120V14H118ZM122 15H123V14H122ZM142 15H143V14H142ZM149 15H150V13H149ZM156 15H158V14H156ZM174 15H175V14H174ZM191 15H192V14H191ZM244 15H245V14H243V16H244ZM5 16H6V15H5ZM5 16L3 15L4 19H1L2 21H3V20L6 21L7 19H9V17H7V19H5ZM12 16H13V15H12ZM15 16H16V15H15V13H14V17H15ZM26 16L28 17L29 15H26ZM26 16H24L23 18L25 19ZM126 16H127V15H126ZM144 16H146V15H144ZM152 16H153V15H152ZM152 16H151V17H152ZM235 16H236V15H235ZM83 17H84V16H83ZM113 17H114V16H113ZM113 17H112V18H113ZM148 17H149V16H148ZM154 17H155V15H154ZM157 17H158V16H157ZM170 17H171V16H170ZM172 17H174V16L172 15ZM176 17H177V16H176ZM210 17H211V16H210ZM231 17H232V16H231ZM238 17H239V15H238ZM0 18H2V17H0ZM34 18L36 19V17H34ZM89 18H90V17H89ZM106 18H107V17H106ZM108 18H109V17H108ZM118 18H119V16H118ZM122 18H123V17H122ZM128 18H130V17H128ZM140 18H141V17H140ZM174 18H175V17H174ZM179 18H180V16H179ZM192 18H193V17H192ZM215 18H216V17H215ZM248 18H249V17H248ZM250 18H251V17H250ZM10 19H12V18H10ZM10 19L8 20L9 23H10V21H11ZM14 19H15L16 21L13 20L12 23H13V24H15V22L17 23L16 25H14V27L20 25L21 22H22V25L19 26V27L24 26L23 28L21 27V30H20L21 32H23L22 30H23L24 28L26 29V32H27L28 29H27L26 27H27V26H30V25L32 24V26L29 27V28H30L29 31H34V32L37 31V33H36V32H35V33L38 34V30H39L38 27H39L40 25H39V26H36V28H37L38 30H37V29H36V30H31V29L33 28V26H34V24L31 23V22H34L35 19L32 21V19L28 17V20H29L28 22L31 23L30 25L28 24V22H26V20H25L26 23L23 24V23H24V21H23L24 19H23L20 23L17 22L18 20L16 19V17H15ZM86 19H88V18H86ZM90 19H91V18H90ZM93 19H95V18H93ZM145 19H146V18H145ZM149 19H150V18H149ZM151 19H152V18H151ZM158 19H160V18H158ZM162 19H163V18H162ZM166 19H167V18H166ZM84 20H85V19H84ZM110 20H111V19H110ZM120 20H121V19H120ZM134 20H135V18H134ZM136 20H137V19H136ZM136 20L134 21V24H135ZM141 20H142V19H141ZM141 20H140V21H141ZM160 20H161V19H160ZM176 20H177V19H176ZM176 20H175V21H176ZM189 20H190V19H189ZM200 20H202V19H200ZM208 20H210V19H208ZM213 20H214V19H213ZM216 20H217V19H216ZM251 20H252V19H251ZM2 21H0V24L2 23ZM14 21H15V22H14ZM88 21H89V19H88ZM93 21H94V20H93ZM116 21H117V20H116ZM122 21H123V19H122L121 21H118V23H122ZM126 21H128V20H126ZM126 21H125V22H126ZM147 21H148V18H147ZM151 21H152V20H151ZM167 21H168V20H167ZM171 21H172V20H171ZM171 21H170V22H171ZM175 21H174V23H175ZM205 21H206V20H205ZM82 22H83V21H82ZM89 22H90V21H89ZM109 22H111V21H109ZM130 22H131V21H130ZM213 22H214V21H213ZM3 23H5V22H3ZM9 23H8V24H9ZM18 23H19V24H18ZM34 23H35V22H34ZM36 23H37V22H36ZM86 23H87V21H86ZM92 23H94V22H92ZM95 23H96V22H95ZM123 23H124V21H123ZM127 23H128V22H126V24H127ZM132 23H133V22H132ZM144 23H145V22H144ZM209 23H210V22H209ZM211 23H212V22H211ZM211 23H210V24H211ZM240 23H241V22H240ZM240 23H239V24H240ZM5 24H6V23H5ZM26 24H27V26L25 27ZM97 24H98V23H97ZM108 24H109V23H108ZM112 24H113V23H112ZM126 24H125V25H126ZM139 24L142 25V24H143L142 21H141V23L139 22ZM167 24H168V23H167ZM169 24H170V23H169ZM187 24H188V22H187ZM10 25H12V24L10 23ZM35 25H36V24H35ZM79 25H80V24H79ZM89 25H90V23H89ZM93 25H94V27L97 26V25H95V24H92L90 27H92ZM118 25H119V24H118ZM123 25H124V24H123ZM123 25H122V26H123ZM128 25H129V24H128ZM0 26H1V25H0ZM3 26H5V25H3ZM3 26H1V28H2ZM108 26H109V25H108ZM116 26H117V25H116ZM120 26H121V25H120ZM131 26H132V25H131ZM138 26H140V25H138ZM142 26H143V25H142ZM172 26L174 27V25H172ZM172 26H171V24H170V27H172ZM176 26H177V25H176ZM178 26H179V25H178ZM183 26H184V25H183ZM211 26H212V24H211ZM217 26H219V25H217ZM217 26H216V27H217ZM6 27H7V25H6L4 28L6 29ZM9 27H10V26H9ZM9 27H8V29H6V31L8 30L7 32H8L9 35H10L11 32H9V31L12 30L11 28H12L13 26H12L11 28H9ZM109 27H111V25H110ZM109 27H108V28H109ZM126 27H127V25H126L125 27H123V28H126ZM144 27H145V26H144ZM159 27H160V26H159ZM179 27H181V25H180ZM1 28H0V30L4 29V28H2V29H1ZM16 28H17V27H15V28L13 29V32H15V34H17L16 31H14ZM76 28H77V27H76ZM81 28H82V27H81ZM99 28H101V27H99ZM117 28L119 29V27H117ZM129 28H131V27H129ZM137 28H138V30H140V29H139L140 27H137ZM157 28H158V27H157ZM175 28L177 29V27H175ZM212 28H213V27H212ZM18 29H19V28H18ZM18 29H17V30H18ZM25 29H24V30H25ZM77 29H78V28H77ZM102 29H103V28H102ZM105 29H106V28H104V31L109 30V29H107V30H105ZM152 29H153V28H152ZM155 29H156V28H155ZM169 29H170V28H169ZM169 29H168V31H170ZM173 29H174V28H173ZM47 30H48V29H47ZM68 30H69V29H68ZM115 30H116V29H115ZM128 30H129V29H128ZM128 30H127V31H128ZM132 30H133V29H132ZM153 30H154V29H153ZM199 30H201V29H199ZM3 31H4V30H2V31H0V32L3 33ZM6 31H4V33H3L4 35L6 34V36H8V37L15 36L13 32H12L13 34L11 33V36L7 35L8 33H7ZM20 31H18L19 35H20V36H22V35L24 36V34L21 35ZM70 31H73V32H72V33H73V37H74V36L77 37L76 33L79 32V31H76V30H70ZM74 31H76L75 35H74ZM101 31H103V30H101ZM125 31H126V30H125ZM125 31H123V32L121 31V32L124 33ZM145 31L147 32V31H149V30H145ZM145 31H143V34H142V35L145 34ZM155 31H157V30H155ZM242 31H243V30H242ZM5 32H6V33H5ZM45 32L48 33V31H45ZM109 32H110V30H109ZM140 32H141V30H140ZM153 32H154V31H153ZM189 32H190V31H189ZM189 32H188V34H189ZM196 32H197V31H196ZM196 32H195V30H194V33H196ZM198 32H200V31H198ZM218 32H219V31H218ZM2 33H0V38L2 37V36H1ZM23 33H24V32H23ZM29 33H30V32H27V35H26L27 38H28V36L32 35V34L28 35ZM35 33H33V34L35 35ZM40 33H42V30H41V29H40L39 35H40ZM47 33H46V34H47ZM68 33H69V32H68ZM84 33H85V32H84ZM87 33H89V32H87ZM127 33L130 34V33H132V32H130V30H129V32H127ZM135 33H136V32H134V34H135ZM137 33L139 34V31H138ZM141 33H142V32H141ZM147 33H148V35H149V32H147ZM158 33H159V32H158ZM42 34H44V33H42ZM42 34H41V35H42ZM46 34H44V35H46ZM50 34H51V32H50ZM77 34H78V33H77ZM81 34H82V33H81ZM90 34H91V33H90ZM98 34H99V33H96V37L98 36V38L100 39V37H101L102 35L100 36V35H98ZM107 34H111V33H107ZM119 34H120V33H119ZM124 34L126 35V32H125ZM132 34H133V33H132ZM132 34H131V35H132ZM134 34H133V35H134ZM138 34H137V35H138ZM162 34H163V33H162ZM191 34H193V32H192ZM191 34H189V35H191ZM200 34H201V33H200ZM39 35H37V36H39ZM44 35H42V37H43ZM66 35H68V34H66ZM71 35H72V34H70L69 36H71ZM79 35H80V34H79ZM79 35H78V36H79ZM84 35H86V34H84ZM87 35H89V34H87ZM139 35H141V34H139ZM139 35H138V37H141V36H139ZM146 35H147V34H146ZM146 35H145V38H146ZM156 35H157V34H156ZM164 35H165V34H164ZM203 35H204V34H203ZM211 35H212V34H211ZM17 36H18V34L15 36V38H16ZM20 36H18L17 38H20V39H21L22 37H20ZM26 36H24L23 38H26ZM37 36H35V37H37ZM50 36H51V38H52L53 35H50ZM80 36H81V35H80ZM89 36H90V35H89ZM89 36H88V37L86 36V38H87V39H88V38L90 39ZM91 36L93 37L94 34L91 35ZM111 36H112V35H111ZM117 36H120V35H117ZM121 36H122V35H121ZM123 36H124V35H123ZM123 36H122V37H123ZM126 36L128 37V35H126ZM126 36H125V37H126ZM158 36H159V35H158ZM162 36H163V35H162ZM167 36H168V35H167ZM31 37H32V36H31ZM39 37H40V39H41V40H40V44H38V43H39V40H38V39H35L34 36H33L34 39L32 38L33 41H31L32 39H28V40H27V38H26L25 40H23V41H25V43H26L27 41H31L30 43H34V40H35V43H34V44L37 45V46H40V45H41V47H42V44L44 43L43 40H44V41L48 40V42L50 41L51 43H50V42L48 43L47 41H46V42H47L48 44H52V45H53V44L56 45L57 40H59L58 38H57V40H56V39H53V38H52L53 40H52V39L49 40V38H50L49 36H47V37H49V38H47V37L45 36V39L47 38L46 40L43 39V38H41V36H39ZM39 37H38V38H39ZM59 37H60V36H59ZM64 37H65V36H64ZM71 37H72V36H71ZM73 37H72V38H73ZM83 37H84V36H83ZM96 37H95V36L93 37V42H94L95 39H97ZM109 37H110V36H109ZM133 37L136 38V40H137V38H138V37H136V34H135ZM143 37H144V36H142V38H143ZM208 37H210V36H208ZM212 37H213V35H212ZM215 37H216V36H215ZM17 38H16V39H17ZM23 38H22V39H23ZM54 38H55V35H54ZM68 38H69V37H68ZM78 38H79V37H78ZM111 38H114V37H111ZM111 38L109 39V41L112 40ZM148 38H149V37H147V39H148ZM16 39H15V40L12 39L13 42H11V43H14V42L16 41ZM79 39H80V38H79ZM87 39H85V41H86L85 44H87ZM91 39H92V38H91ZM121 39H122V38H121ZM121 39H120V40H121ZM127 39H128V38H127ZM140 39H141V38H140ZM140 39H139V40H140ZM147 39H146V40H147ZM172 39H173V38H172ZM7 40H8V39H7ZM7 40H3V41L5 42V41H7ZM12 40L9 39L8 42H7V43H8L7 46H9V48H8L7 46L4 47V46L2 45L3 41L0 40V41H2V43L0 42V43H1L0 45L2 46V48H1V46H0V49L5 48V49H3L2 51H0L1 53H2V52H4V54H5V53H8V50L10 49V47H11V48H12V47H15L14 45L17 46V47H16V50H17V51H18V50H23V49H24L21 40L17 39L18 41H21V42H18V41H17V42L14 43V45L9 44V41H12ZM26 40H27V41H26ZM36 40H38V42H37ZM54 40H55L56 43H54ZM64 40H66V38L63 39V41H64ZM76 40H77L76 43H78V45H79L80 42H83V41H84L83 39H82L83 41H80V40H79L80 42H78V39H76ZM104 40H105V39H104ZM115 40H116V39H115ZM115 40H114V42H115ZM130 40H131V36H130ZM141 40H142V39H141ZM143 40H144V39H143ZM150 40H151V36H150ZM167 40H168V38H167ZM243 40H244V39H243ZM41 41H42V42H41ZM52 41H53V43H52ZM70 41H71V38H70ZM72 41H73V40H72ZM72 41H71V42H72ZM74 41H75V40H74ZM74 41H73V42H74ZM88 41H89V40H88ZM97 41H98V39H97ZM97 41L94 42V43L97 44ZM99 41H100V40H99ZM101 41H102V40H101ZM132 41H135V40H132ZM215 41H217V40H215ZM219 41H220V40H219ZM59 42H61V40H60ZM59 42L57 43V45L59 44ZM65 42H68V40L65 41ZM71 42H70L71 45L75 43V42H74V43H71ZM111 42H112V41H111ZM111 42H110V43H111ZM137 42H139V41L137 40ZM141 42H142V41H141ZM152 42H153V41H152ZM165 42H166V41H165ZM16 43H17V44H16ZM18 43H19V44L21 43L20 45H22V46L18 45ZM25 43H23L24 46L27 44V43H26V44H25ZM36 43H37V44H36ZM41 43H42V44H41ZM88 43H89V42H88ZM91 43H92V42H91ZM91 43H90V45H91ZM99 43H100V42H99ZM116 43H117V40H116ZM119 43H120V41H118L117 46L119 45ZM142 43H143V42H142ZM145 43H146V42H145ZM145 43H144V44H145ZM166 43H167V42H166ZM196 43H197V42H196ZM196 43H195V44H196ZM214 43H216V42H214ZM104 44H105V43H104ZM112 44H113V43H112ZM112 44H111V45H112ZM114 44H115V43H114ZM114 44H113V45H114ZM121 44H122V45H121ZM121 44H120V45H121L122 47L125 46V47H124V49H125L127 45H124L123 43H121ZM134 44H136V42H134ZM134 44H133V45H134ZM140 44H141V43H140ZM190 44H191V43H190ZM193 44H194V43H193ZM221 44H222V43H221ZM227 44H229V43H227ZM246 44H247V43H246ZM4 45H5V44H4ZM11 45H12V46H11ZM30 45H31V44H30ZM30 45L27 44L26 47H29V48L31 47V49H32V47H33L34 45H32V46H30ZM46 45H47L46 43L43 44L44 49H43V47L41 48L42 50H44V52H45V50H47V47H48V45H47V46H46ZM57 45H56V47H57ZM61 45H63V44L61 43ZM65 45H66V44H65ZM71 45L68 44V46H71ZM75 45H76V44H75ZM82 45H83V43L81 44V46H82ZM92 45H94V44H92ZM98 45H99V44H98ZM120 45H119V46H120ZM133 45H132V47L135 48ZM136 45H137V44H136ZM148 45H149V44H148ZM187 45H188V44H187ZM197 45H198V44H197ZM199 45H200V44H199ZM217 45H218V43H217ZM217 45H216V46H217ZM225 45H226V44H225ZM240 45H241V44H240ZM19 46H20L21 49L19 48ZM37 46H36L35 48H37ZM59 46H60V45H59ZM66 46H67V45H66ZM76 46H77V45H76ZM76 46H72V47H73V50H74V47L76 48ZM88 46H89V45H88ZM94 46H95L96 49L94 48ZM94 46H93V47L89 46V49H91V48H92V49H95V50L93 51V53L96 52L97 48H99L100 45L97 46V47H96V45H94ZM105 46H106V44H105ZM121 46H120V47H121ZM128 46H130V45H128ZM144 46L147 47V45H143V47H144ZM149 46H150V45H149ZM151 46H152V45H151ZM201 46H202V45H201ZM219 46H220V45H219ZM229 46H230V45H229ZM22 47H23V48H22ZM26 47H25V48H26ZM49 47H50L49 49H53V51L56 52V49H55L56 47H54V46H50V45H49ZM51 47H52V48H51ZM53 47H54V48H53ZM61 47H63V46H61ZM100 47H101V46H100ZM110 47H111V46H110ZM110 47H109V48H110ZM130 47H131V46H130ZM130 47H129V49H130ZM152 47H153V46H152ZM220 47H221V46H220ZM227 47H228V46H227ZM33 48H34V47H33ZM35 48H34V49H35ZM45 48H46V49H45ZM63 48H65V47H63ZM68 48H70V47H68ZM68 48H67V49H68ZM78 48H79V49H82V50L85 48V49L88 50V47H85V46H84V48H83V47H81V48H80V47H77V48L75 49V52H74L72 49H69V50H68V51H69L68 55L71 54L72 51H73V55H74V53L77 54V53L79 52V51L76 52ZM117 48H118V47H117ZM189 48H191V47H189ZM189 48H188V49H189ZM192 48H193V46H192ZM209 48H210V46H209ZM213 48H214V47H213ZM221 48H222V47H221ZM225 48H226V47H225ZM234 48H235V47H234ZM240 48H241V47H240ZM6 49H8V50H6ZM27 49H28V48H26V51H28ZM31 49H30V50H31ZM37 49H38V48H37ZM59 49H60V48H59ZM59 49L57 48L58 52H56V53H58V55L55 53V54H56V57L62 55V54H59L61 51L64 52L63 49H60V52H59ZM85 49H84V50H85ZM99 49H100V48H99ZM107 49H108V48H107ZM119 49H120V48H119ZM122 49H123V48H122ZM124 49H123V52H125ZM137 49H139V47H137ZM181 49H182V48H181ZM196 49H197V47H196ZM198 49L200 50V48H198ZM210 49H211V48H210ZM217 49H218V48H217ZM217 49H216V50H217ZM230 49H231V46H230ZM4 50H6V52H5ZM12 50H13V49H11V51H9V52L12 53L11 56H10V53H8V56H7V54L4 55L5 57L7 56L6 59H5V57L3 58L4 61H5V60L8 61L9 58H11L13 55H15V54L17 53L16 50H15V48H14L15 53H14V51H12ZM38 50H40V48H39ZM42 50H41V51H38L39 54L37 53V54H38L37 57L35 56L37 50L35 49V53H34L33 49L31 50V51L33 52V53H32V54H33V57H34V56L36 57V59L34 58V60H36V61L33 60L32 56H31V59H32L33 61L30 60V56H28L29 58L26 56V55H29V54L32 55V54H31V51H30L29 54H27L28 52H24V51H25V50H24V51H23V57L25 58V61H26V57H27V61L30 60L29 63H28V62H27V63H28V64H31V62H32L31 65H32V67H34V66H33V64H34L33 62H35V63H37V64H38V63L40 64V63H42L43 61H46V58H45V57H47L48 55L51 54V50H47L48 52H50V54H48V52H47L48 55L45 53L47 56H46L45 54H42V56H41L40 54H41ZM71 50H72V51H71ZM82 50H80V52H81ZM104 50H105V48H104ZM109 50H111V48L108 49V51H109ZM112 50H113V49H112ZM112 50H111V51H112ZM144 50H145V49H144ZM213 50H214V49H213ZM70 51H71V52H70ZM138 51H139V50H138ZM149 51H150V50H149ZM208 51H209V50H208ZM236 51H237V49H236ZM80 52H79V55H81ZM88 52H89V51H87V53H88ZM97 52H98V50H97ZM100 52H101V51H100ZM100 52H98V53H100ZM102 52H103V51H102ZM104 52H105V51H104ZM114 52H115V51H114ZM136 52H137V51H136ZM136 52H134V54H135ZM146 52H147V51H146ZM187 52H188V51H187ZM202 52H203V51H202ZM211 52H213V51H211ZM218 52H219V51H218ZM1 53H0V54H1ZM20 53H22V52L20 51ZM20 53H19V54H20ZM52 53H53V52H52ZM84 53H85V51H84ZM105 53H107V52H105ZM111 53H113V51H112ZM138 53H139V52H138ZM138 53H137V55H139ZM204 53H205V52H204ZM232 53H233V52H232ZM17 54H18V53H17ZM17 54H16V55H17ZM34 54H35V55H34ZM55 54H51V55L54 57ZM76 54H75V56H76ZM85 54H86V53H85ZM109 54H110V53H109ZM109 54H108V55H109ZM141 54H142V53H141ZM141 54H140V55H141ZM224 54H225V53H224ZM2 55H3V53H2ZM43 55H44L45 57H43ZM63 55H67V54L64 52ZM68 55H67V57H66V56H65V57L62 56V57H64V59H63L62 57H58V58H59L60 60H61V58H62L63 60H65L66 58L69 59V56H70V55H69V56H68ZM71 55H72V54H71ZM73 55H72V57H73ZM86 55H87V56L90 55V57L93 56V55H92V52H91V54H86ZM95 55H96V54L94 53V56H95ZM110 55L114 56V54H110ZM137 55L135 56L136 58H137ZM182 55H183V54H182ZM211 55H212V54H211ZM247 55H248V53H247ZM9 56H10V57H9ZM25 56H26V57H25ZM38 56H40V57H42V58H45V60H43V59L41 58L42 62H40V61H39L40 58H38ZM87 56L84 55L85 60H88V59H87ZM94 56H93V58H95V59L97 60L98 57H99L100 55H99L98 57H94ZM105 56H106V54H105ZM116 56H117V55H116ZM132 56H133V55H132ZM223 56H224V55H223ZM223 56H222V57H223ZM231 56H232V55H231ZM8 57H9V58H8ZM50 57H51V56H50ZM50 57L48 56V59H50ZM53 57L49 60V65L51 64L54 68H55V63H58V62H59V63H58L59 65H60V64L63 65L64 61H63V63H60L59 60L56 61V59H58V58H56V57H54L56 62L53 63V60H52ZM70 57H71V56H70ZM76 57H77V56H76ZM76 57H73V58H75V59H72V58H70V59H72V60L74 61V60H76ZM100 57H101V56H100ZM102 57H103V56H102ZM109 57H110V56H109ZM120 57H121V56H120ZM133 57H134V56H133ZM235 57H236V56H235ZM235 57H234V58H235ZM12 58H13V57H12ZM17 58H19L18 61L15 60V57H14L13 61L20 62V64H19V63H18V64L21 65V64L23 63L22 60H20V57H17V56H16V59H17ZM78 58H79V56H78ZM78 58H77L76 61H78ZM84 58H82V59L84 60ZM88 58H89V56H88ZM105 58H108V57H105ZM110 58H111V57H110ZM113 58L115 59V57H113ZM136 58H134V59L136 60ZM219 58H220V56H219ZM228 58H229V57H228ZM238 58H240V55H239ZM21 59H23V58L21 57ZM38 59H39V60H38ZM68 59H66V60H68ZM70 59H69V60H70ZM80 59H81V58H80ZM100 59H101V58H100ZM100 59H99V60H100ZM119 59H120V58H118V60H119ZM122 59H123V58H122ZM221 59H222V58H221ZM10 60H11V59H10ZM51 60H52V61H51ZM72 60H70L69 62H71ZM102 60H103V59H102ZM106 60H107V59H106ZM108 60H109V59H108ZM124 60H125V59H123V61H122V60H121V61L124 62ZM128 60H129V59H128ZM130 60H132V59H130ZM217 60L219 61V59H217ZM228 60H229V59H228ZM23 61H24V60H23ZM25 61H24V63H25ZM50 61H51V63H50ZM81 61H82V60H81ZM109 61H110V60H109ZM109 61H108V62H109ZM114 61H115V60H114ZM119 61H120V60H119ZM119 61H118V63H119ZM126 61H127V60H126ZM205 61H206V60H205ZM221 61H222V60H221ZM5 62H6V61H5ZM10 62H11V61H9V62L7 63V65H8ZM21 62H22V63H21ZM47 62H48V60H47ZM47 62H45V64H46ZM61 62H62V61H61ZM66 62H67V61H66ZM66 62H65V63H66ZM69 62L67 63L68 65H69ZM83 62H84V61H83ZM83 62L80 64L81 66L84 65V63H85L86 61H85L84 63H83ZM108 62H106V63H108ZM116 62H117V61H116ZM135 62H140V61H135ZM144 62H145V61H144ZM186 62H187V61H186ZM211 62H212V61H211ZM214 62H216V61L214 60ZM14 63H15V62L10 63V64H14ZM43 63H44V62H43ZM52 63H53L54 65H53ZM71 63H73V62H71ZM74 63H75V61H74ZM109 63H110V62H109ZM111 63H112V58H111ZM111 63H110V64H111ZM125 63H126V62H125ZM129 63H130V62H129ZM133 63H134V61H133ZM228 63H229V61H228ZM15 64H16L15 66L17 67V63H15ZM25 64H26V63H25ZM28 64H26V65L29 67ZM45 64H43V66H44ZM47 64H48V63H47ZM47 64L45 65V67H48V66H49V65L47 66ZM77 64L79 65V63H77ZM85 64H86V63H85ZM87 64H88V63H87ZM87 64H86L87 67L91 65V64H90V65H87ZM100 64H101V63H100ZM103 64H104V62H103ZM122 64H123V63H122ZM142 64H143V62H142ZM210 64H211V63H210ZM215 64H216V63H215ZM226 64H227V62H226ZM243 64H244V63H243ZM31 65H30V68H32ZM35 65H36V64H35ZM51 65L48 67V68H49V73H51V72L53 71V70L51 71V69H52V66H51ZM56 65H57V64H56ZM68 65H65V66H67V67L64 66L63 68H65V69L67 68V69H68ZM75 65H76V63H75ZM75 65H73L72 68H74V67L77 66V65H76V66H75ZM125 65H126V67H127V63H126ZM131 65H132V64H131ZM134 65H135V64H134ZM136 65H138V64H136ZM136 65H135L134 67L132 66V67H133V70H135L134 68L136 67ZM207 65H208V64H207ZM9 66H10V65H9ZM21 66H22L23 69H21V67H20V68H19L20 70H27V69H28L27 72H29V70H33V69H29L27 66H26L25 68H24L23 65H21ZM40 66H41V64H40ZM43 66H41L40 68H42ZM71 66H72V64H70V66H69V67H70V70H71ZM93 66H94V64H92V67H93ZM99 66L104 67L105 65H104V66H103V65H99ZM108 66H109V64L107 65V67H108ZM110 66H113V64H111ZM121 66H122V65H120V67H121ZM204 66H205V63H204ZM12 67H13V66H11V68H12ZM18 67H19V66H18ZM18 67H17V68H18ZM45 67H43V68L45 69ZM58 67H59V66L57 65V68H58ZM77 67L79 68V66H77ZM87 67L83 66V68H87ZM94 67H95V66H94ZM116 67H118V66H116ZM116 67H115V68H116ZM123 67H124V66H123ZM128 67H129V65H128ZM130 67H131V66H130ZM130 67H129V68H130ZM138 67H139V65L137 66V68H138ZM142 67H143V66H142ZM145 67H146V65L144 66V68H145ZM178 67H179V66H178ZM216 67H217V66H216ZM220 67H221V66H220ZM245 67H246V66H245ZM57 68H56V70H57ZM59 68H62V67H59ZM63 68H62V69H63ZM96 68H97V67H96ZM99 68H101V67H99ZM99 68H98V69H99ZM105 68H106V67H105ZM109 68H111V67H109ZM115 68H114V69H115ZM129 68H128V70L132 69V68H130V69H129ZM213 68H214V67H213ZM222 68H223V66H222ZM13 69H16V68H13ZM46 69H47V68H46ZM62 69H59V70L62 71L63 74L67 73L68 70L65 71V70L63 69V70L65 71V72H63ZM76 69H77V68H76ZM80 69H81V68H80ZM98 69H97V70H98ZM126 69H127V68H126ZM211 69H212V68H211ZM219 69H220V68H219ZM8 70H9V69H8ZM41 70H42V69H41ZM41 70H40V73H41ZM47 70H48V69H47ZM54 70H55V69H54ZM59 70H58V72H59ZM70 70H69V71H70ZM102 70H103V69H102ZM106 70H107V68H106ZM116 70H117V69H116ZM137 70H138V72H139V71H140V68L137 69ZM222 70H223V69H222ZM38 71H39V70H38ZM42 71H43V70H42ZM50 71H51V72H50ZM81 71H82V70H81ZM84 71H85V70H84ZM108 71H109V69H108ZM110 71H111V69H110ZM123 71H124V70H123ZM190 71H191V70H190ZM209 71H210V70H209ZM16 72H18V69H17V70H14L15 75L17 74ZM19 72H20V71H19ZM27 72H26V71H25V72H21V73H18L17 75H20V76H21V74H23V73H27ZM33 72H34V71H32L31 73H33ZM53 72H54V71H53ZM56 72H57V71H56ZM58 72H57V73L54 72V73L56 74V76L58 75V78H57V79H58V82H59V81H60V78L64 77V75L60 72V74H61V77H60V75H59ZM70 72H73V70L70 71ZM78 72H79V70H78ZM82 72H83V71H82ZM95 72H97V71H95ZM99 72H100V71H99ZM101 72H102V71H101ZM104 72H105V70H104ZM104 72H102V73L104 74ZM118 72H119V71H118ZM125 72H126V71H125ZM125 72H123V73H125ZM136 72H137V71H136ZM205 72H206V71H205ZM260 72H261V71H260ZM8 73H9V75H10V74H12L13 72H11V73L8 72ZM29 73H30V72H29ZM29 73H27V74H29ZM31 73H30V75H31ZM93 73H94V72H93ZM121 73H122V71H121ZM143 73H144V72H143ZM206 73H207V72H206ZM222 73H223V72H222ZM37 74H38V72H36V75H37ZM71 74H72V73H71ZM71 74H69V72H68V75H71ZM96 74H97V76L99 77L98 73H96ZM135 74L139 75V73H135ZM209 74H210V73H209ZM12 75H13V74H12ZM15 75H14V76H15ZM17 75L15 76L16 78H17ZM24 75H25V74H23V76H21V77L23 78V80H25V82H26L25 85H28V84H29L30 77H28V76H29V75H28V76H26V77H28L29 79H28V78L26 79V77H24ZM32 75H33V74H32ZM47 75L49 76V74H47ZM51 75H52V78H53V74H51ZM101 75H102V74H101ZM107 75H108V73L106 74V76H107ZM123 75H125V74H123ZM132 75H133V74H132ZM137 75H136V76H137ZM141 75H142V73H141ZM260 75H261V74H260ZM10 76H11V75H10ZM56 76L54 75V77H56ZM65 76H66V74H65ZM106 76H104L105 79H106ZM114 76H115V75H114ZM121 76H122V75H121ZM129 76H130V71H129ZM213 76H214V75H213ZM217 76H218V75H217ZM220 76H221V74H220ZM7 77H8V76H7ZM37 77H38V78H37L38 81H40V78H41V77H40V78H39V76H37ZM59 77H60V78H59ZM92 77H94V76L92 75ZM130 77H132V76H130ZM134 77H135V76H133V78H134ZM141 77H143V76H141ZM210 77H211V76H210ZM22 78H21V79H22ZM24 78H25V79H24ZM47 78H48V77H47ZM65 78H66V77H65ZM65 78H63V79H65ZM67 78H68V76H67ZM69 78H71V77L69 76ZM96 78H97V77H94V78H92V79H96ZM174 78H175V77H174ZM9 79H10V77H9ZM13 79H14V77L11 78V84H12V81H13V83H15ZM43 79H44V78H43ZM54 79H56V78H54ZM63 79H62V81H65V80H63ZM107 79H108V78H107ZM122 79H123V78H122ZM131 79H132V78H131ZM205 79H207V78H205ZM15 80H16V79H15ZM26 80L28 81V83H27ZM66 80H67V79H66ZM70 80H71V79H69V81H70ZM75 80H76V79H75ZM132 80H133V79H132ZM132 80H131V81H132ZM209 80H210V79H209ZM209 80H208V82H209ZM211 80H212V79H211ZM7 81H8V80H7ZM16 81H18V78H17ZM19 81H20V79H19ZM19 81H18V84L21 83V82H19ZM21 81H22V80H21ZM52 81L54 82L53 79H52ZM56 81H57V80H56ZM62 81H61L60 85L63 83ZM97 81H98V80H97ZM97 81H96V82H97ZM101 81H102V80H101ZM101 81H100V83H102ZM129 81H130V80H129ZM134 81H135V80H134ZM138 81H139V78H138ZM58 82H57V83H58ZM66 82H67V81H66ZM83 82H84V81H83ZM108 82H110V81H108ZM112 82H113V81H112ZM132 82H133V81H132ZM218 82H219V81H218ZM259 82H260V81H259ZM38 83H39V82H38ZM68 83H69V82H68ZM68 83H67V85H68ZM76 83H77V82H76ZM117 83H118V82H117ZM117 83H116V84H117ZM22 84H23V83H22ZM48 84H49V83H48ZM54 84H55V87H56V83H54ZM58 84H59V83H58ZM94 84H95V83H94ZM94 84L92 83L91 85H93V87H94V86H95ZM97 84H98V82H97ZM122 84H123V83H122ZM209 84H210V83H209ZM209 84H208V85H209ZM25 85H22V86H23L22 88L26 87ZM29 85H30V84H29ZM63 85L65 86L64 83H63ZM67 85H66V86H67ZM77 85H78V84H77ZM77 85H75V86L77 87ZM81 85H83V84L81 83ZM91 85H90V86L88 85V86L91 87ZM99 85H100V84H99ZM234 85H235V84H234ZM260 85H261V84H260ZM39 86H40V85H39ZM58 86H59V85H58ZM66 86H65V87H66ZM72 86H73V85H72ZM97 86H98V85H97ZM109 86H110V84H109ZM119 86L121 87V85H119ZM124 86H125V85H124ZM185 86H186V85H185ZM209 86H210V85H209ZM28 87H29V86H28ZM55 87H54V89H55ZM67 87H68V86H67ZM76 87H74V90H75V89H76V90L78 89V88H76ZM78 87H79V86H78ZM89 87H88V89H91V88H92L94 91L96 90V88L94 89L93 87H91V88H89ZM262 87H263V86H262ZM33 88H35V87L32 85L31 88H28V89H33ZM57 88H58V87H57ZM57 88H56V89H57ZM61 88H62V87H61ZM81 88H82V87H81ZM97 88H98V87H97ZM236 88H238V87H236ZM47 89H48V88H47ZM63 89H64V87H63ZM69 89H70V88H69ZM92 89H91V91L89 92V94H90L91 92H92V94H94L96 91H98V89H97L95 92H93ZM102 89H103V86H102ZM102 89H101V90H102ZM108 89H109V88H108ZM118 89H119V87H118ZM121 89H122V88H121ZM179 89H180V88H179ZM238 89H239V88H238ZM241 89H242V88H241ZM51 90H53V89H51ZM71 90H72V88H71ZM78 90H79V89H78ZM125 90H126V89H125ZM206 90H207V89H206ZM239 90H240V89H239ZM243 90H244V89H243ZM251 90H252V89H251ZM24 91H26V90H23L22 92H20V94L23 93ZM33 91H34V90H33ZM36 91H37V90H36ZM46 91H47V90H46ZM55 91H56V90H55ZM61 91H62V90H61ZM81 91H82V89H81ZM173 91H174V90H173ZM241 91H242V90H241ZM34 92H35V91H34ZM48 92H50V91H48ZM82 92H83V91H82ZM100 92H103V91H100ZM109 92H110V91H109ZM251 92H253V90H252ZM26 93H27V92H26ZM31 93H32V90H30V94H31ZM45 93H46V92H45ZM50 93H51V92H50ZM61 93H63V92H61ZM72 93H73V92H72ZM122 93H123V92H122ZM177 93H178V89H177ZM222 93H223V92H222ZM236 93H238V92H236ZM30 94H28V95H30ZM32 94H33V93H32ZM32 94H31V95H32ZM52 94H53V93H52ZM74 94H75V93H74ZM89 94H88V95H89ZM97 94H99V91L97 92ZM100 94H101V93H100ZM116 94H117V93H116ZM118 94H119V93H118ZM167 94H168V93H167ZM171 94H172V93H171ZM173 94H174V93H173ZM178 94H180V93H178ZM239 94H240V93H239ZM239 94H237V95L234 94V95L237 96V97L234 96V98H239V97H240L238 100H239V103H241L240 101H242V99H241V95H242V94H241V95H239ZM21 95H22V94H21ZM28 95H27V96H28ZM45 95H46V94H45ZM48 95H50V94H48ZM48 95H47V96H48ZM58 95H59V94H58ZM62 95H63V94H62ZM76 95H77V94H76ZM88 95H87V96H88ZM113 95H115V94H113ZM113 95H112V96H113ZM221 95H222V97L224 96V94H221ZM238 95H239V97H238ZM262 95H263V94H262ZM22 96H23V95H22ZM40 96H41V95H40ZM60 96H61V95H60ZM78 96H79V95H78ZM78 96H77V97H78ZM85 96H86V95H85ZM94 96H95V95H93V97H94ZM97 96H99V95H97ZM164 96H165V95H164ZM164 96H163V98H165ZM218 96L220 97V95H218ZM225 96H226V94H225ZM231 96H232V98H233V95H231ZM231 96L229 95L230 99H232ZM29 97H30V96H29ZM29 97H28V100L30 99ZM50 97H51V96H50ZM50 97H49V98H50ZM53 97H54V96H53ZM75 97H76V96H75ZM77 97H76V98H77ZM95 97H96V96H95ZM95 97H94V101H92V99H91L92 96H91V94L89 95V99H91V101L93 102V104H94V102H95V100H96ZM205 97H206V96H205ZM211 97H212V96H211ZM219 97H218V98H219ZM242 97H243V96H242ZM32 98H33V96H32ZM36 98H37V97H36ZM45 98H46V97H45ZM68 98H69V96H68ZM99 98H100V97H99ZM169 98H170V96H169ZM174 98H175V96H174ZM227 98H228V96H227ZM227 98H225L226 101H227ZM246 98H247V97H246ZM256 98H257V97H256ZM261 98H262V97H261ZM261 98H260V100L262 101L263 98H262V99H261ZM42 99H44V98H42ZM53 99H54V98H53ZM55 99H56V97H55ZM55 99H54L53 101H55ZM58 99H59V97H58ZM61 99H62V97H61ZM97 99H98V97H97ZM207 99H208V98H207ZM225 99L222 98V100H221V99H220V100H221V101H223V100L225 101ZM32 100H33V99H32ZM32 100H31V101H32ZM46 100H47V99H46ZM50 100H52V99L50 98ZM76 100H77V99H75V101H76ZM171 100H172V99H171ZM208 100H209V99H208ZM218 100H219V99H218ZM232 100H233V99H232ZM234 100H236V99H234ZM234 100H233V101H234ZM243 100H244V98H243ZM53 101H52V102H53ZM56 101H57V100H56ZM56 101H55V102H56ZM69 101H71V100H69ZM158 101H159V100H158ZM161 101H162V100H161ZM163 101H164V99H163ZM216 101H217V100H216ZM224 101H223V102H224ZM226 101H225V102H226ZM228 101H229V99H228ZM228 101H227V102H228ZM233 101H231V102L233 103ZM245 101H246V100H245ZM258 101H259V100H258ZM261 101H260V102H261ZM24 102H25V101H24ZM28 102H29V101H28ZM57 102H59V101H57ZM60 102H61V101H60ZM60 102H59V103H60ZM73 102H74V101H73ZM97 102H98V101H97ZM112 102H113V101H112ZM219 102H220V101H219ZM219 102H218V103H219ZM223 102H222V103H223ZM225 102H224V105L221 106V108H222V107H225V106L227 105V103L225 104ZM243 102H244V101H243ZM246 102H247V101H246ZM64 103H65V101H64ZM114 103H115V102H114ZM172 103H174V101H173ZM210 103H211V102H210ZM222 103H221V104H222ZM229 103H230V101H229ZM234 103H235V102H234ZM234 103L232 104V106L234 105ZM237 103H238V102H237ZM237 103H236L235 105H237ZM239 103H238V104H239ZM263 103H264V101L261 102V104H263ZM52 104H54V106L56 105L55 103H52ZM77 104H78V103H77ZM98 104H99V103H98ZM230 104H231V103H230ZM59 105H60V104H59ZM70 105H71V104H69V106H70ZM78 105H79V104H78ZM94 105H96V103H95ZM235 105H234V106H235ZM240 105H241V104H240ZM243 105H245V104H243ZM258 105H259V104H258ZM49 106H50V105H49ZM97 106H98L97 109H99L100 106H101V104H100V106H99V105H97ZM105 106H106V105H105ZM213 106H214V105H213ZM234 106H233L232 108H235ZM246 106L248 107V105H246ZM261 106H263V108H264V105H259V107H261ZM75 107H76V106H75ZM77 107H78V106H77ZM92 107H93V106H92ZM92 107H90V111H88L89 113L92 111V109H91ZM192 107H193V106H192ZM211 107H212V106H211ZM236 107H237L236 110H238L239 107H238V106H236ZM240 107H241V108H239V109H242V105H241ZM243 107H245V106H243ZM247 107H245V108H247ZM52 108H53V105H52ZM58 108H59V107H58ZM72 108L74 109V107H72ZM72 108H71V109H72ZM82 108H83V106H82ZM94 108H96V107L94 106V107H93V110H94ZM101 108H102V107H101ZM216 108H218V107H216ZM219 108H220V107H219ZM254 108L256 109V107H254ZM257 108H258V107H257ZM263 108H262V109H263ZM77 109H78V108H77ZM77 109H76V111H77ZM80 109H81V106H80ZM88 109H89V108H88ZM88 109L86 108V110H88ZM204 109H205V108H204ZM248 109H250V108H247L246 110H248ZM25 110H26V109H25ZM29 110H30V109H29ZM59 110H60V109H59ZM74 110H75V109H74ZM78 110H79V109H78ZM81 110H82V109H81ZM186 110H187V109H186ZM205 110L208 111V109H205ZM211 110H212V108H211ZM221 110H222V109H221ZM224 110H225V109H224ZM227 110H228V109H227ZM234 110H235V109H234ZM236 110H235V111H236ZM242 110H243V109H242ZM244 110H245V109H244ZM251 110H253V109H251ZM55 111H56V110H55ZM57 111H58V110H57ZM76 111H74V113H75ZM97 111H98V110H97ZM97 111H96V109H95L93 112L96 113ZM160 111H162V109H161ZM212 111H213V110H212ZM212 111H211V112H212ZM214 111H215V110H214ZM238 111H239V110H238ZM240 111H241V110H240ZM263 111H264V110H263ZM29 112H30V111H29ZM60 112H63V113H64L63 110L60 111ZM79 112H80V111H78V113H79ZM88 112L86 111L87 114H89ZM197 112H198V111H197ZM205 112H206V111H205ZM209 112H210V111H209ZM209 112H208V113H209ZM245 112H246V114H247L248 111H245ZM32 113H33V112H32ZM68 113H69V112H68ZM68 113H67V114H68ZM78 113H75V114L79 115ZM81 113H83V112H81ZM86 113H85V114H86ZM157 113H158V112H157ZM212 113H213V112H212ZM242 113H243V111H242ZM242 113L240 112V114H242ZM250 113H252V112L250 111ZM254 113H255V112H254ZM26 114H27V113H26ZM54 114H55V112H54ZM57 114H58V113H56L55 115H57ZM64 114H65V113H64ZM64 114L61 113V115H59L58 117H60V116L63 117L62 115H64ZM83 114H84V113H83ZM194 114H195V113H194ZM244 114H245V113H244ZM248 114H249V113H248ZM27 115H28V114H27ZM81 115H82V114H81ZM81 115H80V117H81ZM205 115H206V114H205ZM242 115H243V114H242ZM254 115H255V114H254ZM258 115H259V114H258ZM40 116H41V115H40ZM85 116H86V115H85ZM89 116H91V115L89 114ZM92 116H93V115H92ZM94 116H96V115H94ZM206 116H207V115H206ZM221 116H222V115H221ZM226 116H227V114H226ZM244 116H246V115H244ZM244 116H243V117H244ZM46 117H47V116H46ZM64 117H65V115H64ZM72 117H73V116H72ZM82 117H83V116H82ZM227 117H228V116H227ZM240 117H242V116H240ZM247 117H248V116H247ZM259 117H260V116H259ZM87 118H88V116H87ZM97 118H98V117H97ZM99 118H100V117H99ZM202 118H203V117H202ZM248 118H250V117H248ZM263 118H264V116H263ZM26 119H27V118H26ZM28 119H29V118H28ZM46 119H47V118H46ZM46 119L44 120V122L46 121ZM50 119H51V118H49V121L52 122V124H53V122H54L55 120H57V119H54V120H52V119L50 120ZM59 119H60V118H59ZM61 119H62V118H61ZM82 119H83V118H82ZM89 119H90V118H89ZM189 119H190V118H189ZM189 119H188V121H189ZM192 119H193V118H192ZM192 119H191V120H192ZM223 119H224V118H223ZM223 119H222V120H223ZM225 119H226V118H225ZM241 119H242V118H241ZM241 119H239V120L241 121ZM243 119H245V118H243ZM252 119H253V118H252ZM256 119H257V117H256ZM63 120H64V118H63ZM87 120H88V119H87ZM248 120H249V119H248ZM248 120H246V121H248ZM250 120H251V119H250ZM29 121H30V120H29ZM31 121H32V120H31ZM49 121H48V122H49ZM58 121H59V120H58ZM58 121H56V122L58 123ZM65 121H66V120H65ZM67 121H68V120H67ZM71 121H72V120H71ZM71 121H70V122H71ZM90 121H92V120H90ZM93 121H94V119H93ZM93 121H92V122H93ZM97 121H98V120H97ZM176 121H177V120H176ZM183 121H184V120H183ZM188 121H187V123H186L187 125H189V124H188ZM205 121H206V120H205ZM224 121H225V120H224ZM233 121H234V120H233ZM246 121H245V122H246ZM251 121H252V120H251ZM256 121H258V120H256ZM48 122H47V123H48ZM50 122H49V123H50ZM56 122H54L53 125L50 123V125H52V126L54 127ZM63 122H64V121H63ZM63 122H62V123H63ZM185 122H186V121H185ZM194 122H195V121H194ZM221 122H222V121H221ZM225 122H227V121H225ZM228 122L230 123V122H232V121H228ZM237 122H238V121H237ZM260 122H261V121H260ZM21 123H22V122H21ZM42 123H43V122H41V124H42ZM49 123H48V124H49ZM57 123H56V126H58ZM62 123H61V124L59 123L60 125H62L61 128L63 127V124H62ZM76 123H77V122H76ZM168 123H169V122H168ZM177 123H178V122H177ZM189 123L191 124V122H189ZM195 123H196V122H195ZM211 123H212V122H211ZM234 123L237 124L236 122H234ZM256 123H257V122H256ZM23 124H24V123H23ZM28 124H29V123H28ZM48 124H47V126H48ZM64 124H66V123L64 122ZM89 124H90V122H89ZM92 124H93V123H92ZM96 124H97V122H96ZM200 124H201V123H200ZM222 124H223V123H222ZM232 124H233V123H232ZM235 124H234V125H235ZM240 124H241V123H240ZM60 125H59V126H60ZM195 125H196V124H195ZM195 125H194V127H195ZM230 125H231V124H230ZM230 125H229V127H230ZM238 125H239V124H238ZM25 126H26V124H25ZM52 126H50V127H52ZM88 126H89V125H88ZM183 126H185V125H182V127H183ZM196 126H198V122H197V125H196ZM203 126H204V125H203ZM216 126H217V125H216ZM30 127H31V126H30ZM43 127H44V126H43ZM43 127H42V128H43ZM48 127H49V126H48ZM50 127H49V128H50ZM67 127H68V126H67ZM194 127H193V128H194ZM198 127H200V126H198ZM236 127H238V126L236 125ZM22 128L25 129L24 126H22ZM27 128H28V127H27ZM40 128H41V127H40ZM55 128H56V127H55ZM86 128H87V127H86ZM88 128H89V127H88ZM88 128H87V129H88ZM193 128L190 127L189 129H192V131H193ZM195 128H196V127H195ZM201 128H202V127H201ZM208 128H209V127H208ZM219 128H220V126H219ZM232 128H233V127H232ZM47 129H48V128H47ZM56 129H57V128H56ZM62 129H63V128H62ZM182 129H184V128H181V130H182ZM209 129H210V128H209ZM19 130H20V128H19ZM36 130H37V128H36ZM196 130L198 131L197 128H196ZM202 130H204V128H203ZM17 131H18V130H17ZM23 131H24V130H23ZM37 131H38V130H37ZM45 131H46V129H45ZM49 131H51V129H50ZM55 131H56V130H55ZM79 131H80V130H79ZM184 131H185V130H184ZM187 131H188V130H187ZM194 131H195V130H194ZM215 131H216V130H215ZM32 132H33V131H32ZM38 132H39V131H38ZM38 132H37V133H38ZM60 132H62V131H60ZM201 132H202V131H201ZM203 132H204V131H203ZM23 133H24V132H23ZM40 133H41V132H40ZM193 133H194V132H193ZM195 133H197V132H195ZM199 133H200V132H199ZM199 133H198V134H199ZM24 134H25V133H24ZM42 134L44 135L43 131H42ZM51 134H52V133H51ZM66 134H67V133H66ZM198 134H197V135H198ZM205 134H206V133H205ZM236 134H237V133H236ZM19 135H20V134H19ZM38 135H39V134H38ZM45 135H46V134H45ZM195 135H196V134H195ZM197 135H196V136H197ZM21 136H22V135H20L19 138H21ZM34 136H35V134H34ZM47 136H49V135H47ZM47 136H46V137H47ZM52 136H53V135H52ZM64 136H65V135H64ZM23 137H24V136H23ZM46 137H45V138H46ZM25 138H26V137H25ZM37 138L40 139V137H37ZM37 140H38V139H37ZM39 141H40V140H39ZM41 144H42V143H41ZM41 144H40V145H41ZM33 148H34V147H33ZM263 148H264V146H263ZM254 150H255V149H254ZM30 152H31V150H30ZM32 153H33V152H32ZM142 159H143V158H142ZM144 159H145V158H144ZM147 160H148V159H147ZM154 162H155V161H154ZM156 163H157V162H156ZM139 166H140V165H139ZM159 166H160V165H159ZM117 167H118V165H117ZM132 167H133V166H132ZM121 168H122V167H121ZM123 170H124V169H123ZM133 172H134V171H133ZM140 172H141V171H140ZM108 173H109V172H108ZM108 173H107V174H108ZM110 173H111V172H110ZM104 174H105V173H104ZM112 174H113V173H112ZM125 174H126V173H125ZM246 174H247V173H246ZM98 175H99V174H98ZM100 176H101V175H100ZM107 176H108V175H107ZM119 176H120V175H119ZM123 176H124V175H123ZM147 176H148V175H147ZM95 177H97V176H95ZM112 177H113V176H112ZM181 177H182V176H181ZM105 178H106V177H105ZM184 178H186V177H184ZM184 178H183V180H184ZM109 179H110V178H109ZM120 179H122V177H121ZM192 179H193V178H192ZM246 179H247V178H246ZM74 180H75V179H74ZM107 180H108V178H107ZM123 180H124V179H123ZM157 180H158V179H157ZM186 180H187V179H186ZM71 181H72V180H71ZM78 181H80V180H78ZM170 181H171V180H170ZM180 181H181V180H180ZM180 181H179V183H180ZM76 182H77V181H76ZM76 182H75V185L77 184ZM124 182H125V181H124ZM175 182H176V181H175ZM182 182H183V181H182ZM121 183H122V182H121ZM177 183H178V182H177ZM177 183H174L175 189H176V186H177V185H175V184H177ZM183 183H184V182H183ZM201 183H202V182H201ZM214 183H215V182H214ZM64 184H65V183H64ZM79 184H80V183H79ZM79 184H78V185H79ZM99 184H101V183H99ZM108 184H109V183H108ZM184 184H185V183H184ZM215 184H216V183H215ZM75 185H74V183H73V186H75ZM83 185H85V183H84ZM119 185H120V184H119ZM150 185H151V184H150ZM71 186H72V185H71ZM88 186H89V188H91V185H88ZM88 186H87V187H88ZM95 186H96V185H95ZM99 186H100V185H99ZM102 186H103V185H102ZM141 186H142V185H141ZM174 186H173V187H174ZM182 186H183V184H182ZM208 186H209V185H208ZM84 187H85V186H84ZM84 187H83V188H84ZM93 187H94V186H93ZM184 187H186V185H185ZM184 187H183V188H184ZM198 187H199V186H198ZM209 187H210V186H209ZM217 187H218V186H217ZM223 187H224V186H223ZM81 188H82V186H81ZM83 188H82V189H83ZM105 188H106V186H104V190H105ZM122 188H123V187H122ZM122 188H121V189H122ZM151 188H152V187H151ZM165 188H167V187L165 186ZM177 188H178V193H179V190H181V189H180L179 187H177ZM199 188H200V187H199ZM213 188H215V187H213ZM95 189H96V188H92V189H91V191H90L91 194H92V193L95 194V192H92V190L95 191ZM100 189H101V188H100ZM100 189H99V190H100ZM147 189H148V188H147ZM170 189H171V188H170ZM170 189H168V190H170ZM184 189L186 190V188H184ZM197 189H198V188H197ZM197 189H196V190H197ZM226 189H227V188H226ZM70 190H71V189H70ZM88 190H90V189H88ZM96 190L98 191V189H96ZM101 190H103V188H102ZM101 190L98 191L100 194H101ZM107 190H108V189H107ZM139 190H140V189H139ZM163 190H164V189H163ZM191 190L193 191V190H195V188H194V189H190V191H191ZM203 190H204V189H203ZM215 190H218V189H214V192H215ZM64 191H65V190H64ZM77 191H78V190H77ZM80 191H81V189H80ZM97 191H96V192H97ZM105 191H106V190H105ZM119 191H120V190H119ZM166 191H167V190H166ZM170 191H171V190H170ZM176 191H177V190H176ZM182 191L184 192V190H182ZM188 191H189V190H188ZM190 191H189V192H190ZM198 191H199V190H198ZM206 191H207V190H206ZM206 191H205V192H206ZM211 191H212V189H211ZM219 191H220V190H219ZM229 191H230V190H229ZM232 191H233V190H232ZM65 192H67V191H65ZM65 192H64V193H65ZM72 192H73V191H71V194H72ZM98 192H97V193H98ZM163 192H164V191H163ZM185 192H186V191H185ZM208 192H209V190H208ZM214 192H213V193H214ZM223 192H225V191H223ZM69 193H70V192H69ZM76 193H77V192H76ZM76 193H75V194H76ZM105 193H107V192H105ZM121 193H122V192H121ZM124 193H126V192H124ZM147 193H148V192H147ZM159 193H160V192H159ZM192 193H193V192H192ZM199 193H200V191H199ZM201 193H202V192H201ZM215 193H216V192H215ZM227 193H228V191H227ZM65 194H67V193H65ZM103 194H104V193L102 192V195H103ZM107 194H108V193H107ZM116 194H117V193H116ZM168 194H170V193L168 192ZM179 194H180V193H179ZM183 194H184V193H183ZM187 194H188V192H187ZM208 194H209V193H208ZM221 194H222V193H221ZM230 194H231V193H230ZM67 195H69V194H67ZM73 195H74V193H73ZM105 195H106V194H105ZM121 195H122V196H121ZM121 195H119V196L123 197V194H121ZM126 195L129 197L130 193H129V195H128V194H126ZM145 195H146V200H147V198H148L147 196H149V198H150V194H148V195L145 194ZM173 195H174V193H173ZM173 195L171 194V195H168V196H172V197H171V199H172V198H173ZM181 195H182V193H181ZM184 195H185V194H184ZM195 195H199V194H196V193H195ZM195 195H193V196H194L195 199H196L197 196H195ZM204 195H205V193H204ZM206 195H207V194H206ZM213 195H214V194H213ZM71 196H72V195H71ZM82 196H83V195H82ZM82 196H81V197H82ZM92 196H93V195H92ZM96 196H97V195H96ZM124 196H125V194H124ZM131 196H132V194H131ZM131 196L129 197L130 199H131ZM153 196H154V194H153ZM178 196H179V195H178ZM182 196H183V195H182ZM191 196H192V195H191ZM207 196H208V195H207ZM222 196H223V195H222ZM229 196H230V195H229ZM69 197H70V196H69ZM69 197H68V198H69ZM76 197H77V196H76ZM79 197H80V196H79ZM111 197H112V196H111ZM121 197H120V198H121ZM125 197H126V196H125ZM128 197H127V198H128ZM135 197H136V196H135ZM141 197H142V196H141ZM141 197L138 196V200L142 203L141 199H139V198H141ZM151 197H152V196H151ZM166 197H167V196H166ZM174 197H175V196H174ZM185 197H186V195H185ZM185 197L183 196V198H185ZM200 197H201V196H200ZM225 197H226V196H225ZM72 198H74V196H73ZM89 198H90V197H89ZM89 198H88V199H89ZM97 198H99V197L97 196ZM107 198H109V197H107ZM114 198H116V196H115ZM118 198H119V197H118ZM118 198H117V199H118ZM142 198L145 199V197H142ZM159 198H160V196H159ZM159 198L157 197V200H156V199H155V200L153 199V201L156 202V205L159 204L160 208L163 207V210H164V211H165V208H166V207H168V208H166V210H167V209H171L169 206H171V207H172V206H173V207L175 206V204H172V203H171V202L173 201V199H172L171 202H170L172 205H171V204L168 205V204L166 203L167 206H165V208H164V205L162 206V204L160 203V201H158ZM175 198H176V197H175ZM183 198H181V199H183ZM189 198H190V195H189ZM192 198H193V197H191L190 200H192ZM201 198H204V197H201ZM222 198H223V197H222ZM226 198H227V197H226ZM229 198H230V197H229ZM51 199H52V198H51ZM74 199L77 200L76 198H74ZM86 199H87V198L82 199V200H86ZM160 199H161V198H160ZM167 199H168V198H167ZM176 199H177V198H176ZM186 199H187V198H186ZM195 199L193 198V200H195ZM198 199H200V198H198ZM78 200H79V199H78ZM89 200H90V199H89ZM128 200H129V199H128ZM128 200H127V201H128ZM142 200H143V199H142ZM146 200H145V201H146ZM148 200H149V201H152L151 198L148 199ZM168 200H169V199H168ZM168 200H166V201H168ZM193 200H192V201H193ZM200 200H201V204H202L204 201H203L202 199H200ZM209 200H210V199H209ZM231 200H232V199H231ZM80 201H81V198H80ZM80 201H79V202H80ZM86 201H87V200H86ZM95 201H96V199H95ZM98 201H99V200H98ZM98 201H97V202H98ZM108 201H109V200H108ZM117 201H118V200H117ZM122 201H126V200H123V199H122ZM149 201H148V202L146 201L147 203H146V202H143L142 204L146 203L145 206L148 207L147 205H149V207L151 208V206H153L155 202L153 203V202H149ZM161 201H163V200H161ZM169 201H170V200H169ZM177 201H178V200H177ZM177 201L174 200V202H177ZM185 201H186V200H185ZM192 201H191V203H192ZM195 201H196V200H195ZM202 201H203V202H202ZM214 201H215V200H214ZM236 201L239 202L238 200H236ZM67 202H68V201H67ZM87 202H88V201H87ZM128 202H132V201L129 200ZM140 202H137V204L139 205ZM157 202H159V203H157ZM164 202H165V201H164ZM187 202H188V200H187ZM187 202H186V203H187ZM234 202H235V201H234ZM72 203H74V202H71V204H72ZM81 203H82V201H81ZM126 203H127V202H126ZM132 203H133V202H132ZM141 203H140V205H142ZM168 203H169V202H168ZM177 203H178V202H177ZM186 203H183V205L186 204ZM193 203H194V202H193ZM196 203H197V202H196ZM204 203H205V202H204ZM207 203H208V202H207ZM212 203H213V202H210V204H212ZM55 204H56V203H55ZM67 204H69V203H67ZM99 204H101V203L99 202ZM99 204H98V206H99ZM129 204H130V203H129ZM151 204H153V205H151ZM160 204H161V205H160ZM163 204H164V203H163ZM178 204H179V203H178ZM180 204H181V203H180ZM199 204H200V203H199ZM205 204H206V203H205ZM218 204H219V202H218ZM218 204H217V205H218ZM222 204H223V203H222ZM228 204H229V203H228ZM228 204H227V205H228ZM234 204H235V203H234ZM56 205H57V204H56ZM86 205H87V204H86ZM88 205H89V204H88ZM132 205H134V204H132ZM140 205H139V206H140ZM156 205H154L155 207L152 208L151 211L149 210L150 213H148V214H150V215H152V216L143 213L144 217H142V216H141V215H142V210H141V215H138V213L140 214V210H138V212H137V216H140L139 218L142 217L143 220L145 221V219H146L145 215H146V216H148V217H147V218H148V221L151 222L152 220H151V219L149 220V217H150V218L152 217V219H153V218H157V217H158V216L156 217V215H159V214H155L156 211L158 210V208H156V207H159V206H156ZM183 205H182V207H183ZM202 205H203V204H202ZM217 205L215 204V206H217ZM230 205H231V204H230ZM262 205H263V204H262ZM84 206H85V204H84ZM89 206H92V205H89ZM96 206H97V205H96ZM98 206H97V207H98ZM107 206H108V205H107ZM107 206H106V207H107ZM111 206H113V205H111ZM115 206H116V205H115ZM120 206H121V205H120ZM122 206H123V205H122ZM142 206H143V208H145L144 205H142ZM176 206H177V204H176ZM186 206H188V204H187ZM186 206H185V207H186ZM195 206H197V205H195ZM195 206H194V207H195ZM204 206H205V205H204ZM85 207H87V206H85ZM93 207H95V206H93ZM99 207H100V206H99ZM102 207H105V206H101V208H102ZM108 207H109V206H108ZM124 207H125V206H124ZM140 207H141V206H140ZM178 207H180L179 211H181V205L178 206ZM185 207H184V208H185ZM197 207H198V206H197ZM205 207H206V206H205ZM205 207H204V208H205ZM210 207H211V206H210ZM220 207L222 208V206H220ZM223 207H225V206L223 205ZM231 207H232V206H231ZM117 208H118V207H117ZM125 208H126V207H125ZM141 208H142V207H141ZM155 208H156L157 210H156ZM221 208H220V209H221ZM228 208H229V206H228ZM232 208H233V207H232ZM234 208H235V207H234ZM83 209H84V208H83ZM89 209H90V208H89ZM98 209H99V208H98ZM109 209H111V207H109ZM118 209L121 211L122 214L125 213V212L127 211V212H126L127 214L125 213V215H130V216H134L135 214L133 215V213H135V212L137 211V209H136L135 212L132 211V210H135V208H134V209L132 208V210H130V209L128 208V210H126L125 212H123L124 210L122 211V208H121V207L118 208ZM118 209H114V211H117ZM126 209H127V208H126ZM145 209H147V208H145ZM145 209L143 210V212L145 211ZM153 209L156 210V211H154ZM172 209H173V208H172ZM194 209H195V208H194ZM205 209H206V208H205ZM220 209H219V210H220ZM45 210H46V209H45ZM84 210H85V209H84ZM103 210H104V209H103ZM105 210H106V209H105ZM111 210H112V209H111ZM119 210H118V211H119ZM173 210H174V209H173ZM173 210H172V211H173ZM186 210H187V209H186ZM186 210H184V211H186ZM131 211H132V213H130ZM149 211H148V212H149ZM167 211H169V210H167ZM167 211H166V212H167ZM175 211H176V209H175ZM175 211H174V212H175ZM182 211H183V210H182ZM203 211H204V210H203ZM222 211H223V210H222ZM107 212H108V211H107ZM128 212H129V213H128ZM151 212H153V214H151ZM154 212H155V213H154ZM161 212H162V211H161ZM201 212H202V211H201ZM201 212H200V213H201ZM206 212H207V211H206ZM231 212H233V211L231 210ZM84 213H88V212H84ZM102 213H103V212H102ZM164 213H165V212H164ZM177 213H178V210L176 211V217L178 216ZM183 213H184V215L186 214V212H183ZM191 213H192V210H191ZM197 213H198V212H197ZM203 213H205V212H203ZM46 214H47V213H46ZM89 214H90V212L88 213V215H87L86 217H88ZM154 214H155V216H153ZM165 214H166V216H168L170 213H169V214L165 213ZM165 214H164V215H165ZM195 214H196V212H195ZM206 214H207V213H206ZM210 214H212V213H210ZM214 214H216V213H214ZM219 214L222 215L221 213H219ZM229 214H230V212H229ZM161 215H162V213H161ZM170 215H171V214H170ZM179 215L182 217L181 213H179ZM199 215H200V214H199ZM199 215L197 216V218L199 217ZM202 215H203V214H202ZM202 215H201V216H202ZM204 215H205V214H204ZM98 216H99V215H98ZM180 216H179V217H180ZM191 216H192V215H190V217H191ZM193 216H194V214H193ZM201 216H200V217H201ZM86 217H83V219H85ZM91 217L93 218V219L91 218L93 221L96 219V218H94L93 216H91ZM102 217H105V216H102ZM110 217H111V216H110ZM110 217H109V218L107 217V218H108V221H109ZM128 217H129V216H128ZM134 217H135V218H133V219H137V218H138V217H136V215H135ZM161 217H162V216H161ZM172 217H173V216H171V218H172ZM195 217H196V216H195ZM195 217H193V218H195ZM204 217H205V216H204ZM207 217H208V216H207ZM207 217H205V218H207ZM218 217H219V216H218ZM68 218H69V217H68ZM88 218H89V217H88ZM122 218H123V217H122ZM126 218H127V217H125V220H124V221H126ZM168 218H169V216H168ZM171 218H170V220H171ZM60 219H61V218H60ZM100 219H102V218L100 217ZM123 219H124V218H123ZM130 219H131V218H130ZM130 219H129V220H130ZM157 219H158V218H157ZM163 219H165V218H163ZM163 219H161L160 221H162ZM174 219H175V217L173 218V220H174ZM181 219H182V218H181ZM195 219H196V218H195ZM199 219H200V218H199ZM208 219H209L210 222H212V221H211V215H210V217H209ZM213 219H215V218H213ZM235 219H236V218H235ZM74 220H76V219H74ZM86 220H87V219H86ZM86 220H85V221H86ZM89 220H90V219H88V222H87V221H86V222L89 223ZM92 220H90V221H92ZM98 220H99V219H98ZM104 220H107V219H104V218H103L102 221H104ZM127 220H128V219H127ZM129 220H128V221H129ZM137 220H138V219H137ZM143 220H142V221H141V219H139L138 221H136V220H132V221H136L135 224H134V222L131 223V221H129L128 224L126 223L127 221H126L125 223L122 224L123 221H121V219H118L117 221H113V222H117V223H118L117 225H119L120 223L123 225L122 227H121V224H120L119 226H117V227H119V229H123V227H125L126 224H127V226H128L129 224H130V225H131V224H134L135 226L132 225V228H134V227L137 228L136 226H138V228H139L140 225L143 226L142 224H140V223L143 222ZM146 220H147V219H146ZM158 220H159V219H158ZM158 220L155 219L156 222L154 221L155 223H154L153 225H155V224L157 223L158 225H155L156 227H154V228H156L159 232H161V230H159V229H161L163 226H162V224H161L160 222H157ZM176 220H177V219H176ZM176 220H175V223H176ZM204 220H205V219H204ZM215 220H216V219H215ZM237 220H238V219H237ZM70 221H71V220H70ZM77 221H78V220H77ZM85 221H84V222H85ZM96 221H97V219H96ZM100 221H101V220H100ZM100 221H99V222H100ZM110 221H112V219H110ZM118 221H119V222H118ZM120 221H121V222H120ZM139 221H140V222H139ZM168 221H169V219H168ZM194 221H195V220H194ZM198 221H199V220H198ZM201 221H202V220H201ZM207 221H208V220H207ZM81 222H82V221H81ZM84 222H82V223H84ZM86 222H85V223H86ZM104 222H105V221H104ZM104 222H102V223H104ZM113 222H112V223H113ZM138 222H139V223H138ZM145 222H146V221H145ZM145 222H144V224H145ZM170 222H172V220H171ZM170 222H169V223L167 222V223L170 224ZM196 222H197V221H196ZM202 222H203V221H202ZM214 222H215V221H214ZM216 222H217V221H216ZM218 222H219V221H218ZM224 222H225V221H224ZM224 222H223V224H224ZM97 223H98V221H97L96 223H93V224H95V226H96ZM100 223H101V222H100ZM100 223H99V224H100ZM151 223H153V221H152ZM159 223H160L161 225H160ZM163 223H165V220H164ZM204 223H205V222H204ZM90 224H92V223H90ZM108 224H109V223H108ZM115 224H116V223H115ZM136 224H137V225H136ZM139 224H140V225H139ZM168 224H167V225H168ZM171 224H172V223H171ZM189 224H190V223H189ZM191 224H192V223H191ZM196 224H198V223H196ZM196 224H195V225H196ZM210 224H211V223H210ZM214 224H215V223H214ZM217 224H218V223H217ZM236 224H237V223H236ZM102 225H103V224H102ZM102 225H101V226H102ZM159 225H160V228L158 229V226H159ZM164 225H165V224H164ZM173 225H174V224H173ZM192 225L195 226V225H194V222H193ZM198 225L201 226L202 224H198ZM215 225H216V224H215ZM161 226H162V227H161ZM169 226H172V225H169ZM189 226H190V225H188V227H189ZM193 226H192V227H193ZM205 226H207V223H206ZM210 226H211V225H210ZM229 226H230V225H229ZM229 226H228V227H229ZM247 226H249V225H247ZM50 227H51V226H50ZM76 227H77V226H76ZM106 227H107V226H106ZM128 227H129V226H128ZM128 227H127V228H128ZM164 227H167V226H164ZM164 227H163V228H164ZM173 227H174V226H173ZM197 227H199V226H197ZM201 227H202V226H201ZM208 227H209V226H208ZM77 228H78V227H77ZM87 228H88V227H87ZM112 228H113V227H112ZM144 228H145V227H144ZM148 228H149V231H151V232L153 231L152 228H151V230H150V227H148V226H147V228H145V230L148 229ZM169 228H170V227H169ZM169 228H166V230H165V228H164L163 230H165L166 232H168L167 229H169ZM175 228H176V224H175ZM194 228H195V227H194ZM50 229H52V228H50ZM80 229H81V228H80ZM102 229H103V228H102ZM106 229H108V228H106ZM106 229H105V230H106ZM117 229H118V228H117ZM117 229H116V230H117ZM139 229L142 230L143 228H139ZM139 229H138V230H139ZM172 229H174V228H172ZM198 229H199V228H198ZM215 229H216V228H215ZM223 229H224V228H223ZM225 229H226V228H225ZM41 230H42V229H41ZM44 230H45V229H44ZM81 230H82V229H81ZM98 230H99V233H100V230H101V229H98ZM98 230H97V231H98ZM109 230H112V229L110 228ZM124 230H126V227H125ZM124 230H123V233H124ZM138 230L134 229V231H136V234H138V233L140 232V230H139V232H137ZM157 230H154V231L157 232ZM163 230H162V231H163ZM174 230H175V229H174ZM185 230H186V229H185ZM200 230H201V229H200ZM209 230H210V228H209ZM212 230H213V228H212ZM45 231H46V230H45ZM51 231H52V230H51ZM54 231H56V230H54ZM54 231H53V232H54ZM89 231H90V230H89ZM129 231H131V227H130V229H129L127 232L130 233ZM142 231H144V230H142ZM142 231H141V232H142ZM154 231H153V234H155V235H154L153 237L151 236L152 234L149 235V233H146V232H143V233H145V234H143V235H146V236L148 235L150 239L153 238V240H154V238L157 236V235H156L157 233H154ZM169 231L171 232V231H173V230H171V228H170ZM183 231H184V230H183ZM195 231H196V229H194V233H195ZM198 231H199V230H198ZM201 231H202V230H201ZM38 232H39V231H38ZM87 232H88V231H87ZM91 232H92V231H91ZM101 232H102V230H101ZM104 232H105V231H104ZM104 232H102V233H104ZM110 232H111V231H110ZM110 232H109V233H110ZM117 232H118V233H117V235H118V234H120L119 232H122V231L117 230ZM125 232H126V231H125ZM127 232H126V233H127ZM131 232H133V231H131ZM202 232H203V231H202ZM212 232H214V231H212ZM229 232H230V231H229ZM42 233H43V234H44V233L46 234V232H42ZM49 233H50V232H49ZM54 233H55V232H54ZM93 233H94V232H93ZM96 233H98V232H96ZM102 233H101V234H102ZM128 233H127L125 236L131 238V237H132V236H131V233L129 234L130 236L128 235ZM191 233H192V232H191ZM208 233H209V232H208ZM43 234H42V237H44ZM45 234H44V235H45ZM47 234H48V233H47ZM60 234H62V233H60ZM70 234H71V233H69V234L67 233L68 237L70 236ZM73 234H74V232H73ZM73 234H71L72 237H73ZM82 234H83V233H82ZM84 234H85V232H84ZM88 234H89V233H87V237H86V236H85V237L87 238L86 240L90 241V240L88 239V238H89V237H88ZM94 234H95V233H94ZM132 234H133V233H132ZM136 234L134 233V236L132 237V239L129 238L131 241H136V243H135V242H130V240H128V238H127V241H129V242H127L126 239H124V240L126 241V243H130V244L132 243L131 245H133V243H134V244H137V241L139 240V238H140V239L142 238V240H143V236H142V237H139V236H138L139 234H138V235H136ZM159 234H160V233H159ZM162 234H164V233L162 232ZM35 235H36V234H35ZM67 235H64V236L67 237ZM102 235H103V234H102ZM102 235H101V238H102ZM123 235H124V234H123ZM123 235L120 234L121 237H123ZM135 235H136L137 238L135 237ZM141 235H142V234H141ZM193 235H194V236L197 235V231H196V233L193 234ZM208 235H209V234H208ZM36 236H37V235H36ZM36 236H35V237H36ZM48 236H49V235H48ZM50 236H51V235H50ZM52 236H53V235H52ZM54 236H56V234H55ZM61 236H62V235H61ZM61 236L59 235V237H61ZM64 236H63V237H64ZM80 236H83V235H80ZM80 236H79V237H80ZM90 236H91V235H90ZM97 236H98V234H97ZM104 236L107 237V236H109V234H108V235L105 234ZM110 236L112 237L111 233H110ZM110 236H109L108 238H110ZM120 236H118V237L116 236V237L119 239V238H121ZM160 236H161V235H160ZM163 236L166 238L165 234H164ZM184 236H185V235H184ZM186 236H188V235H186ZM197 236H198V235H197ZM201 236H202V235H201ZM201 236H199V238H200ZM37 237H39V235H38ZM42 237H41V238H42ZM63 237H61V238H63ZM68 237H67V238H68ZM75 237H76V236H74L73 238H75ZM85 237H84V239H85ZM93 237H94V236H93ZM99 237H100V234H99ZM106 237H105L104 239H103V238L101 239V240H103V242L100 240V241L102 242V244H103V243H106V242L109 240V239L106 240ZM134 237H135V238H134ZM170 237H171V236H170ZM181 237H182V236H181ZM181 237H180V238H181ZM188 237H189V236H188ZM241 237H242V236H241ZM55 238L57 239V237H55ZM70 238H71V237H70ZM117 238H116V239H117ZM123 238H126V237H123ZM123 238L119 239V242H120V240L123 241ZM157 238H158V237H157ZM165 238H164V239H165ZM191 238H192V236H191ZM199 238H198V239H199ZM201 238H202V237H201ZM201 238H200V239H201ZM37 239H38V238H37ZM39 239H40V238H39ZM39 239H38V240H39ZM46 239H47V238H46ZM52 239H53V237H52ZM68 239H69V238H68ZM75 239H76V238H75ZM114 239H115V234H114ZM114 239H113V237H112V240H114ZM118 239H117V240H118ZM134 239H135V240H134ZM136 239H137V240H136ZM150 239H149V240H150ZM162 239H163V238H162ZM162 239H161V240H162ZM186 239H188V238H186ZM198 239H195V240H198ZM200 239H199L198 241H200ZM28 240H29V239H28ZM64 240H66V238H65ZM69 240H70V239H69ZM76 240H77V239H76ZM104 240H105V242H104ZM142 240H141V242H140V240H139V242H138L139 244H138V245H140V246L143 245L144 249H145L146 247H148V246H147L148 244H151L152 242H154L153 240H152V242H150L151 240H150V241H148V240H144V242L147 243V245L144 246V244L142 243ZM157 240H159V239H157ZM157 240H156V242H158ZM190 240H191V239H190ZM193 240H194V239H193ZM195 240H194V241H195ZM43 241H45V240H43ZM52 241H53V240H52ZM66 241H67V240H66ZM66 241H65V242H66ZM70 241H73V239L70 240ZM70 241H68V242L71 243ZM77 241H78V240H77ZM81 241H84V240H81ZM95 241H96V240H95ZM146 241H147V242H146ZM181 241H183V240H181ZM188 241H189V240H188ZM188 241H187V242H188ZM194 241L192 242V240H191L192 243H194ZM206 241H207V240H206ZM206 241H205V242H206ZM219 241H221V240H219ZM65 242H64V243H65ZM73 242H74V241H73ZM73 242H72V243H73ZM79 242H80V240H79ZM109 242H110V240L108 241V244H107V245L105 244V246L107 247V248L105 247V249L108 250L107 253H108V252H112L114 258H115V256H116V254H118V255L116 256L115 259H112L113 256L111 257V259L109 258V256H105L106 258L108 257V260L110 261V262H108V264H109V263L111 264V260L116 261L117 258H118V260H117L116 262H118V261H122L124 264H127L128 261L131 260L130 257L135 258V261H136L137 259H136L135 255H136V254L140 251V249L142 248V247L139 248V247H136V245H133V246H135V249H136V248H137V249L139 248V249H138V252L134 251V249L131 248V249H132V255H130V254H131V251H129V252H130V254H129L130 256H126V257H128V258H130V259H128V261L126 260V261H127V263H126V261H125V259H124V258H126V257H125L124 254H125L126 252H128V250L130 249L131 245H130V246L128 245V246H129V247H128L129 249L127 248L128 250H127V251H124V250L126 249V246L123 245V244H125V242H124V243L122 242L123 244H122V243L119 244V242L117 243L116 241H114V245H113V241H112V245H113V246L119 244V247H121V245H123V246H122V247H124L123 249H122V247L119 248L118 246H115L116 248L113 247V246H112V247L110 246V248H108L109 245L111 244V243H109ZM115 242H116V244H115ZM148 242H149V243H148ZM195 242H196V241H195ZM200 242H201V241H200ZM215 242H216V241H215ZM44 243H45V242H44ZM66 243H67V242H66ZM76 243H77V242H76ZM76 243H74V244L77 246L78 243H77V244H76ZM82 243H83V242H81L80 244L82 245ZM140 243H142V245H141ZM181 243H182V242H181ZM188 243H189V242H188ZM188 243H187L186 245H188ZM203 243H204V242H203ZM29 244H30V243H29ZM29 244H28V245H29ZM67 244H68V243H67ZM195 244H196V243H195ZM205 244H206V243H205ZM224 244H225V243H224ZM28 245H27V246H28ZM40 245H41V244H40ZM40 245H39V246H40ZM69 245H70V246H69ZM69 245H68V246H69V248H70L72 244H69ZM88 245H89V243H88ZM88 245H87V246H88ZM125 245H126V244H125ZM153 245H155V243H154V244L152 243L151 252H152ZM184 245H185V243H184ZM200 245H202V243H201ZM203 245H204V244H203ZM68 246H67V247H68ZM93 246H94V245H93ZM98 246H99V245H98ZM150 246H151V245H150ZM155 246H156V245H155ZM188 246H189V245H188ZM188 246H187V247H188ZM194 246H195V245H194ZM226 246H227V245H226ZM40 247H42V246H40ZM77 247H78V246H77ZM81 247H85V246H81ZM81 247H79V250H80ZM174 247H175V246H174ZM187 247H186V248H187ZM191 247H192V246H191ZM204 247H205V246H204ZM210 247H211V246H210ZM212 247H213V246H212ZM24 248H25V247H24ZM71 248H72V247H71ZM100 248H101V247H100ZM112 248H113L114 250L117 249V248H119L120 250L122 249L124 252H123V251H121V252H123L124 254L121 253L119 249L117 250V253L114 254L113 252H115V251H113ZM177 248H178V247H177ZM184 248H185V247H184ZM186 248H185V249H186ZM189 248H190V247H189ZM197 248H198V247H197ZM205 248H206V247H205ZM81 249H82V248H81ZM85 249H86V248H85ZM97 249H98V248H97ZM110 249H111V250H110ZM179 249L181 250V248H178V251H179ZM182 249H183V247H182ZM185 249H184V250H185ZM190 249H191V248H190ZM195 249H196V248H194V250H195ZM206 249H207V248H206ZM208 249H209V248H208ZM208 249H207V250H208ZM225 249H226V248H225ZM43 250H44V249H43ZM74 250H76V248H75ZM103 250H104V249L102 248L100 253H102V252H104V251L106 252V250H104V251H103ZM156 250H157L156 248L153 249V253H154V255H155ZM92 251H93V250H92ZM118 251H119V253H118ZM141 251L143 252V248H142ZM141 251L139 252V254L143 256L144 253L142 254ZM145 251H146V252H149V247L146 248ZM154 251H155V252H154ZM182 251H183V250H182ZM188 251H189V249H188ZM197 251H198V250H197ZM197 251H196V252H197ZM80 252H81V251H80ZM87 252H88V251H87ZM95 252H96V251H95ZM129 252H128V253H129ZM186 252H187V251H186ZM192 252H193V250H192ZM196 252L194 251V253H196ZM210 252H211V251H210ZM98 253H99V250H98ZM153 253H152V254H153ZM87 254H88V253H87ZM120 254H123V256H122L123 259H121V257H119V256H121ZM133 254H134V255H133ZM139 254H137V255L140 256ZM197 254H198V253H197ZM197 254H196V255H197ZM199 254H200V253H199ZM214 254H215V253H214ZM101 255H102V254H101ZM103 255H106V254L104 253ZM103 255L100 256L99 258L102 259L101 257H103ZM126 255H127V253H126ZM154 255H153V256H154ZM196 255L191 254V257H192V256H196ZM212 255H213V254H212ZM85 256H86V255H85ZM96 256H98V255L96 254ZM133 256H134V257H133ZM138 256H137V258H139ZM149 256H150V254H149ZM179 256H180V254H179ZM181 256H185V255H181ZM197 256H198V255H197ZM80 257H81V256H80ZM87 257H89V256L87 255ZM105 257H104V259H103L102 262H104V263L107 264V261H108V260H106V262H105V259H106ZM140 257H141V256H140ZM175 257H176V256H175ZM199 257H200V256H199ZM199 257H198V258H199ZM228 257H229V256H228ZM99 258H98V257H97V258H94V261H93V262H95L96 260H98V261H97V264H101ZM119 258H120L121 260H120ZM170 258H171V257H170ZM177 258H178V256H177ZM185 258H186V257H184L183 259H185ZM192 258H193V260H192V259L188 260V261H189L188 263L191 262V263H193V264H197V260L195 259V260H196V263H195V262H194V257H192ZM195 258H197V257H195ZM77 259H78V258H77ZM77 259H76V260H77ZM79 259H80V258H79ZM91 259H93V258H91ZM91 259H90V260L88 259V260H89V264H90V262L92 263ZM95 259H96V260H95ZM142 259H143V257H142ZM178 259H179V258H178ZM183 259L180 258V261L182 260V261H181L182 263H183L186 259H189V257L186 258L185 260H183ZM214 259H215V258H214ZM231 259H232V258H231ZM74 260H75V258H74ZM74 260H73V261H74ZM76 260H75V261H76ZM85 260H86V259H85ZM133 260H134V259H133ZM199 260H201V259H199ZM77 261H78V260H77ZM80 261H81V262H84V260H80ZM86 261H87V260H86ZM86 261H85V262H86ZM124 261H125V262H124ZM173 261H174V260H173ZM176 261H177V264H181V262H180L179 260H175V264H176ZM178 261H179L180 263H179ZM192 261H193V262H192ZM205 261H206V260H205ZM205 261H204V262H205ZM98 262H99V263H98ZM116 262H115V263H116ZM122 262H121V263H122ZM170 262H171L170 264H174V262H172V261H170ZM201 262H203V261H201ZM219 262H220V261H219ZM222 262H223V261H222ZM112 263L115 264L114 262H112ZM131 263H133V262L130 261L128 264H131ZM166 263H167V261H166ZM87 264H88V263H87ZM92 264H93V263H92ZM94 264H95V263H94ZM116 264H117V263H116ZM118 264H120V262H118ZM167 264H168V263H167ZM183 264H187V262H186V263L184 262ZM199 264H200V263H199ZM203 264H204V263H203ZM219 264H221V263H219Z\"/></svg>",
	"mask_w": 264,
	"mask_h": 264
}]
</instances>
